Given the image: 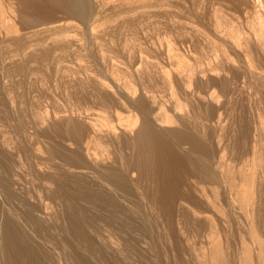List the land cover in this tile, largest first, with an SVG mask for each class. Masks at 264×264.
Instances as JSON below:
<instances>
[{"label": "rangeland", "instance_id": "rangeland-1", "mask_svg": "<svg viewBox=\"0 0 264 264\" xmlns=\"http://www.w3.org/2000/svg\"><path fill=\"white\" fill-rule=\"evenodd\" d=\"M87 1L86 2L88 4L86 3L87 4L86 7L88 9L86 8V11H85V13H87V16L84 14V16H82V18H81V17H78L74 13V10L65 11V10L61 9L62 7H58L61 5H66L67 0H0V7H1L0 8V13H1L0 14V20H1L0 21V112H1L0 113V126L3 125L2 127H0L1 128L0 129V131H1L0 132V176H1L0 177V181H1L0 184H2V186H4L5 181L2 178H4L6 180L7 177L10 178L12 176L14 179L12 177L10 178V182L11 183L13 182L10 185L11 186L10 188L12 189L13 192L16 193V196L18 197V198L16 197V199L19 200V201L17 200V202H19V203L23 202V204L31 205L33 208V214L37 218L43 217L45 222L49 221V222H46L47 223L46 227L48 224L49 225L47 228L50 227L49 228L50 230L49 229L44 230L46 232L42 231V233H41L38 231L36 232L35 227H33V225H30L29 226L30 228H29L28 226H26L21 221H17L16 223L13 224V226H12L13 238H14L15 244L19 247V251H20L19 262H20V264H41L40 260L43 256L41 247L39 245V243L41 244V241L43 243L41 245L44 248L47 247L46 250L48 252H51V254L49 253L51 260H53V259L56 260V262L58 264H73L80 247H81L80 248L81 253L83 255H85L86 257L88 256V253H92V255H94L96 253L97 256H99V258H101L100 259L101 261H99V258L96 256V254L93 256V258L89 254L88 258H89L90 262H92L91 264H97L96 263L97 261H99L98 264H105L106 262H107L106 264H130V263L131 264H141V263L142 264H185V263L186 264H196V263L197 264H201V263L202 264H264V257H263L264 256V250H263L264 248L262 249L259 246V245H261L262 247H264V244H263L264 243V231H263L264 230V210H263L264 209L263 208L264 207V198H263L264 197V150H262V149H264V141H263L264 140V131H263L264 130V100H263L264 99L263 98L264 97V88H262V86L264 87V78H263L264 77V69L261 68V66L263 67L264 65H260L261 62L259 61V59L262 60L261 58H264V57H261L264 54V52H262V51L260 52L256 47H254L255 46L254 38L249 33L245 32L247 34V36L244 37L245 33L241 32L242 36H241V34L239 36L238 34H236V32L232 33L235 30L231 31V30H233L232 28L235 29V26L238 25L237 24L238 21L243 20L244 11L242 12V10L238 11V10L230 8L227 5V3H228L227 0H226L227 1L226 3L223 0H202V1L201 0H184V1L183 0H173V1L172 0H163V1L162 0H154V1L153 0H114L112 2H111V0H109V1H107V0H99V1L98 0H96V1L92 0L93 2L91 0H87ZM98 2H99V4H98ZM165 2H167V3H165ZM210 3H212V4H210ZM113 4H115L116 7ZM136 4H137V6H136ZM189 4H190V6H189ZM224 4H226V6ZM112 6H113V9H112ZM179 7H181V8H179ZM189 7H191V8H189ZM198 7H200V10ZM201 7H203V8H201ZM111 9L113 10V14H112ZM170 9H172V10L169 11ZM229 9H231L232 11H230ZM117 10H118V12H117ZM181 10L183 13L181 12ZM166 11H168V12H166ZM187 11H188V13H187ZM227 11H228V14H227ZM236 11L240 16H242V14H243V16L240 17L238 14H236ZM2 12H3V14H2ZM155 12H156V14H155ZM223 12H226V13L224 14ZM229 12L231 14L233 13V15L235 14L233 17H235V18L237 17V19H235L236 21L235 20L232 21L234 18L232 17V15H230ZM240 12H241V14H240ZM163 13H165V14H163ZM180 13H182V14H180ZM4 14H7V15H4ZM158 14H160V15H158ZM213 14H215V15H213ZM210 15H212V16H210ZM224 15H225V17H224ZM6 16H8V17H6ZM122 16H123V18H122ZM130 16L132 17V19ZM206 16H207V18H206ZM230 16L232 17V19L230 18ZM226 17H227V19H226ZM5 19L8 20L9 22H7V21L5 22ZM224 19H226L228 21L225 22L226 20H224ZM217 20H219V21H217ZM185 21H187V23ZM221 21L224 23H222ZM121 22H123V24ZM235 22H236V25L233 26V24H235ZM6 23H8V24H6ZM159 23H160V25H159ZM166 23H168V24H166ZM227 23H229L231 25L230 26L231 30L228 31L229 33L230 32L231 33L228 34L226 32V35L224 36V34H225L224 28L226 29V31L230 29L229 24L227 25ZM12 24H13V26H12ZM148 24H149V27H151V28L148 27ZM224 24H226V25H224ZM123 25H126V26H123ZM136 25H138V26H136ZM174 25H175V28H173ZM3 26H5V28ZM158 26H159V28L161 27L159 30H158ZM182 26H183V28H182ZM163 28H165L164 29L165 31L163 30ZM181 28H182V30H181ZM147 29H148V31H146ZM172 29L173 30L176 29V30L173 31ZM134 30L136 32H134ZM205 30H207V31H205ZM110 31H111V33H110ZM180 31H182V32H180ZM188 31H189V33H188ZM197 31L199 33H197ZM123 32H125V33H123ZM191 32L195 35L193 36V34ZM126 34H129L130 36H128V35L126 36ZM148 34H149V36H147ZM234 34H235V36H233ZM184 35H186V36H184ZM229 35L233 36L232 38L235 39V41L236 40L238 41L239 39H241L239 37H244L241 39V41L244 44H246L247 46L244 45L245 47H243V45H242L243 43H241L240 40L238 42L241 44H238V42L237 43L233 42L232 41L233 39H231V37ZM236 35H237V37H236ZM102 36H103V38H102ZM202 36L204 38H202ZM226 36L228 37L229 40L227 39ZM109 37H110V39H109ZM158 37H159V39H157ZM196 37H198V38L196 39ZM207 37H209V38H207ZM247 37H249L250 39H253V40H250ZM105 38H107V39H105ZM133 38H135V39H133ZM168 38H170V39H168ZM167 40H169V41H167ZM217 40H219V41H217ZM227 40L229 42H227ZM249 40H250V42H249ZM178 41H180V42H178ZM191 41H194V42H191ZM165 42H167V43H165ZM175 42H177V43H175ZM246 42H248V44L253 42V44H251L253 46L248 45ZM132 43H134V44H132ZM229 43H230V45H229ZM139 44H140V46L138 47ZM177 44H178V46H177ZM225 44H226V46H225ZM231 44L233 47H231ZM227 45L230 46L229 47V50L231 49L230 51L228 50ZM240 45L244 48V49L242 48V50L245 52H243V51L241 52V49H238V48H241ZM180 46H182V47H180ZM177 47L179 49H177ZM234 47H236V48H234ZM198 48H200L202 51ZM248 48L250 50L252 49L251 51H253V50H257V51L251 52ZM232 49L234 51H232ZM170 51H171V53H170ZM178 51H180L181 53L179 52V54H178ZM235 51L237 54L235 53ZM246 51L251 52L252 54L253 53L255 54L258 52H259L258 55L260 53H263V54H260L259 56H257V54L252 55L249 53V55H248ZM136 52H138V53H136ZM230 52H231V54H230ZM128 53H129V55H127ZM183 54H184V57H186V58L182 57ZM223 54L225 56H223ZM246 54L248 56H245ZM139 55L141 56V58ZM196 55L197 56L200 55V56L197 57ZM229 55H231L232 57L230 58ZM174 56H175V58H174ZM252 56L254 58H251ZM134 57H136V58H134ZM158 57L160 58L159 59L160 61H157ZM162 57H163V59H162ZM227 57L230 58V59L229 58L228 59L231 62L228 59H226ZM243 57H245V58H243ZM246 57H248V58H246ZM258 57H260V58H258ZM255 58L259 62L256 61ZM183 59H184V61H183ZM204 59H205V61H204ZM216 59H218V60H216ZM170 60H171V62H170ZM188 60H190L191 62ZM235 60H237V61H235ZM181 61L184 63H182ZM239 61H242V62H239ZM158 62H160V63H158ZM164 62H166V63L164 64ZM219 62L220 63L222 62L225 65L223 66V64L222 63L220 64ZM263 62H264V60L262 61V64H263ZM191 63H193V64H191ZM198 63H200L201 65ZM256 65H259V66H256ZM210 66H212V68ZM150 67H152V68H150ZM199 67H202V68H199ZM257 67L259 70H257ZM176 68L178 70H176ZM227 68H228V70H227ZM240 68H241V70H240ZM235 69L238 71H235ZM242 69H245L247 71L242 70ZM189 70H191V71H189ZM196 70H197V72H196ZM160 71H162V72H160ZM175 72H176V74H175ZM180 73H181V75H180ZM225 73H226V75H225ZM150 74L152 76H150ZM214 74H217V75H214ZM222 74H224V75L222 76ZM229 74H231V75H229ZM235 74H236V76H235ZM247 74H249V75H247ZM168 75H170V76L168 77ZM175 75H177V76H175ZM109 76H110V78H109ZM163 76H164V78H163ZM181 76H183V77H181ZM229 76H231L232 80L230 79ZM255 76H256V78H255ZM172 77L174 80L171 79ZM184 77H185V79H184ZM254 78H255V80H254ZM186 79H187V81H185ZM209 79H211V80H209ZM215 79H217V80H215ZM111 80H113V81H111ZM163 80H164V82H163ZM184 81H185V83H184ZM212 81L213 82L215 81L214 87L212 85L213 84ZM236 81H237V83H235ZM226 82H229V83L224 85L223 83H226ZM253 82H256V83H253ZM87 83L89 86L87 85ZM161 83H162V85H161ZM179 83H180V86H179ZM221 84H223L224 87ZM231 84H232V86H231ZM250 84H251V86H250ZM91 85H94V86H91ZM107 85H108V88H107ZM209 85H210V87H209ZM187 86H188V88H187ZM191 86L193 88H191ZM207 86L209 87V89L207 88ZM255 86L256 87L258 86V87L256 88ZM259 86H260V88H259ZM229 87L231 88V90ZM100 88H102V90ZM105 88H107V89H105ZM221 88H223V90L225 91L226 94L223 92V90ZM172 89L174 90V92ZM217 89H218V91H217ZM255 89H257V90H255ZM254 90L256 91V93ZM88 91H90V92H88ZM208 91H210V92H208ZM251 91L253 92V94ZM79 92H80V94H78ZM88 93H91V94H88ZM166 93L168 95H166ZM1 94L4 96H2ZM243 94H245V95H243ZM210 95H212V96H210ZM177 96H178V98H177ZM234 96H236L237 98ZM79 97H80V99H79ZM247 97H249V98H247ZM98 98L100 100H98ZM137 98L143 100V101L142 100L141 101L144 102L143 104H145V106H146V107H144L145 110L142 109L144 111H142L140 108H138V105H136L137 102L139 101V99H137ZM255 99H257V102H255ZM134 100H136V102ZM243 100H245V101H243ZM250 100H252V101H250ZM128 101H130L131 104ZM132 101H134L136 104ZM8 103H9V105H8ZM256 103L258 104V106ZM135 105L137 106V108H135L136 107ZM175 105H176V107H175ZM132 106H133V109L135 108V111L133 109H131ZM242 106H244V108ZM106 107H107V110H105ZM163 107H165V108H163ZM256 107L258 108V110H256L257 109ZM121 108H123V109H121ZM76 109H78V110H76ZM165 109H166V111H165ZM174 109L175 110L177 109L176 110L177 113L175 112ZM251 109H253V110L255 109V110L253 111ZM83 110H85V111H83ZM129 110H131V112ZM138 110L139 111L141 110V112H143V113L144 112H147V113L143 114V113L139 112ZM137 111H138L139 115L137 114ZM128 112L131 113L132 117L129 116L130 114ZM161 112H162V114H161ZM105 113H106V115H105ZM149 114H150V116H149ZM11 115H12V117H11ZM133 115L135 117H133ZM136 115H138V116H136ZM140 115H141V117L148 115L146 117H148L149 120L151 119L152 122H150L148 119L147 120L152 124V127H153L152 129H156L157 131L160 130L159 132H156L155 130H153L155 133L154 132L152 133V129H151V132L146 136V139L149 138L150 140L145 139L146 141L149 140V142L152 141V146L150 145L151 148L149 146L150 152L148 153L150 155L151 159H146L147 155H146V157L144 155V154H146V152L144 150V149H146V147H144L143 138H141V136H136L137 131L140 128H142V125H143V121H139L141 119ZM117 116H118V118H117ZM125 116L127 118L130 117L131 120H129L130 118L127 119ZM90 117H92V118H90ZM137 117L139 118V120ZM93 118H95V119H93ZM175 118L177 121H175ZM133 119H135L136 121L138 120V121L134 123L135 120L132 122ZM98 120H99V122H98ZM103 120L105 123L101 122ZM155 120H156V122H155ZM165 120H167L166 123H164ZM37 121H38V123H37ZM40 121H41V123H39ZM88 121H90V122H88ZM91 121H94V122H91ZM261 121H263V122L261 123ZM9 122H10V124H9ZM174 122H175V124H174ZM15 124L18 126H16ZM121 124H123V125H121ZM164 124L165 125L167 124V125L165 126ZM172 124H173V126H172ZM97 125H98V127H97ZM23 126H24V128H23ZM175 126H176V128H175ZM262 126H263V128H262ZM5 128L6 129L8 128V130H6ZM21 129L22 130L24 129V130L22 131ZM250 129H251V131H250ZM111 130H113V131H111ZM177 130H178V132H177ZM24 131L27 133H25ZM167 131H169V133ZM173 131L177 132V133H173ZM160 132H161V134H160ZM179 132L181 134H179ZM183 133L185 135H183ZM242 133H243V135H240ZM95 134H97V135H95ZM154 134H156L157 136ZM159 135H162V137H164L166 140H168L167 142H169V144L167 142L164 143L166 140L162 139V137H161V139H158V138H160ZM177 135H180V136H177ZM182 135L184 137L187 136L188 140H185L183 138H175L176 136L177 137H183ZM93 136H94V138H93ZM173 136L175 139L173 138ZM215 137L218 140L215 139ZM97 138H98V140H97ZM170 138H172L174 140H172ZM260 138H261V140H260ZM178 139H179V141H178ZM194 139L197 140V141H195L196 143L191 141ZM198 139H199V141H198ZM163 140H165V141L163 142V144H161ZM169 140H171V141H169ZM181 140H182V143L180 144L179 142H181ZM230 140H231V142H230ZM42 141H44V142L42 143ZM156 141L158 142L157 144L155 143ZM172 141H175V142H172ZM176 141L178 144H176ZM183 141H184V143H183ZM187 141H188V143H187ZM205 141H207V142H205ZM232 142H234L235 145ZM248 142H250V143H248ZM10 143H11V145H10ZM35 143L37 144V147H36ZM159 143L161 146L158 145ZM174 143L176 144V146ZM192 143L194 144V146L196 145V148L192 145ZM197 143H198L199 147L201 146L200 148L197 147ZM228 143H229V145H228ZM95 144H97V145H95ZM149 144H151V143H149ZM165 144H166L168 150L166 149ZM172 144H174V145H172ZM200 144H202L203 146ZM204 144L206 146H204ZM211 144H213V145L211 146ZM6 145H8V146H6ZM87 145H89V146H87ZM177 145H179L180 148ZM188 145H190V146H188ZM41 146H43V147H41ZM84 146L85 147L87 146V147L85 148ZM253 146H254V148H253ZM35 147L37 149H35ZM101 147H103V148H101ZM154 147H155V149H154ZM187 147L188 148L190 147L189 150ZM191 147H193V148H191ZM202 147L204 149V152L208 149L209 151L208 150L207 151L209 153L207 151H206V153H204ZM212 147H213V149H212ZM241 147H243V148H241ZM162 148H164V149H162ZM151 149H152V153H151ZM243 149L245 150L244 152H243ZM153 150H155V151H153ZM166 150H167V152H165ZM187 150H188V152H187ZM226 150H228V151H226ZM86 151H88V152H86ZM158 151H159V153H158ZM169 151L171 153H169ZM190 151L192 152L191 154L189 153ZM36 152H37V154H36ZM45 152H46V154H45ZM51 152H52V154H51ZM153 152H154V154H153ZM200 152H201V154H200ZM213 152H215V153H213ZM86 153H88V154H86ZM161 153H163V155ZM172 153H174V154H172ZM179 153H181L182 155ZM159 154H161L164 158ZM164 154H166V156H168V157L170 156V157L168 158ZM226 154H227V156H226ZM35 155L37 157H35ZM174 155L175 156L178 155V156L174 157ZM187 155H188V157L192 156V158L191 157L188 158ZM158 156L160 158L162 157V159L158 158ZM171 156H173L174 158ZM179 156L182 158H180ZM95 157H96V159H95ZM153 158L155 160H157V162L154 161ZM166 158H168L169 160ZM170 158H171V161H170ZM164 159L167 160L168 162L165 161ZM180 159H183V160H180ZM185 159L188 161L187 163H186ZM191 159L194 160V161L192 160V163L190 161ZM66 160H68L70 162V164ZM151 160H153L154 162H152ZM82 161L85 163H83ZM146 161H147V163H146ZM160 161H162V162H160ZM181 161H182V164L184 162L183 166L181 164ZM198 161L201 165L198 163ZM171 162H173V163H171ZM176 162H179V163H176ZM193 162H196V163L193 164ZM227 162H229V163H227ZM94 163H95V165H94ZM158 163H161L162 165H160ZM164 163H165L167 169L163 168V167H165ZM168 163H169V166H167ZM185 163L187 166L185 165ZM188 163H190V166L199 164L198 166H201V168L199 167V169H198V168H196V166L194 168H196V170L197 169L200 170V172L199 171L196 172V170L193 169L192 166L190 167ZM106 164H108V165H106ZM205 164H207V165H205ZM232 164H233V166H232ZM236 164H237V166H236ZM50 165H52V166H50ZM58 165H59V167H58ZM84 165H86V166H84ZM91 165H92V167H91ZM150 165H152V166L150 167ZM158 165H160V166H158ZM8 166H10V167H8ZM32 166L35 168H33ZM55 166H56V168H55ZM180 166H181V168H180ZM206 166H208V167H206ZM203 167L206 168L205 170L208 169L207 172L209 174H206V173L203 174V171L206 172ZM254 167H255V169H254ZM9 168H11V169H9ZM12 168L14 171L16 170L15 173L13 172ZM30 168L32 171L30 170ZM81 168H82V170H79ZM105 168H107V170H105ZM236 169H238V170H236ZM201 170H202V172H201ZM6 172H7V174H6ZM66 172H69V173H66ZM70 172L72 174L74 173L73 176L70 174ZM108 172H110V173L112 172V173L110 174ZM23 173H25V175ZM62 173L68 175L67 176V179L69 181L68 186H69V184L72 186V187L71 186L69 187L70 191L67 189L69 191V192L67 191L69 194H72V193L75 194L77 192L74 189L75 188L74 183L76 182V181L74 182V180L79 179V180H77V182L81 181L80 183L84 184L86 186V188L90 187L91 190L94 189L93 191H95V193H98V192L102 193V194L105 193L103 195L107 194L106 196L109 195L112 198L114 197L113 200L116 202L115 204L119 203V204H117L119 206L116 205V208L120 207L122 209L121 210L120 208L119 209L115 208L114 211H116V212L111 213L110 210H106V211H105V209L103 210V208L100 206V204L96 201H95V203H97V206L95 207L96 204L94 202L90 203L89 201L77 200V206H80V208H82V210L84 211L83 212L84 215L86 213V215L84 216L85 217L84 218V220H85L84 221V231L86 233L89 230L90 232H87V233L88 234L91 233L90 235L93 234L92 235L93 237L88 236V234H86L90 239H92L91 240L92 243L94 242L93 244L95 246H94L93 252H88V250H87L88 247L86 246L87 244H85V242H83V244L81 242H77V239L75 238V236L72 235V231H70L71 230V226H70L71 222L69 219H67V212L71 209L70 207L73 206V201L69 200V199H65L66 200L65 201V200H63L64 198L63 199L61 198L59 200L60 197L58 196L59 194L57 192V188H55V187H57V181H58V177L56 179V176H58V174H62ZM107 173H108V175L110 174L111 176L113 174L112 177L111 176H109V177L113 178V180L115 181L116 184L114 183V181L111 178L108 177ZM2 174L7 175V176H4ZM41 174H42V176H41ZM51 174H52L53 178L51 177ZM55 174H57V175H55ZM157 174H159V175L157 176ZM164 174H165V176H164ZM189 174H191V175L189 176ZM215 174H217V175H215ZM45 175L47 176V178H44V177H46ZM78 175H79V177H81V176L82 177L79 178ZM134 175L137 177H134ZM224 175H225V177H224ZM186 176H188L189 178L188 177L186 178ZM49 177H51L52 180H50L51 178L49 179ZM73 177H76V178H73ZM146 177H147V179H146ZM219 177H220V179H219ZM25 178H27V179H25ZM42 178H43V180H42ZM119 178H121V179H119ZM162 178H163V181H162ZM11 179H13V181H11ZM81 179H83V180H81ZM103 179H104V181H103ZM106 179H109V180H106ZM259 179H260V181H259ZM105 180L107 182L110 181L111 184H110V182L109 183L105 182ZM118 180H122L123 182L122 181L119 182ZM124 181H125V183H124ZM231 181H232V183H231ZM40 182H42V183H40ZM130 182H134V183L130 184ZM173 182H174V184H171ZM245 182H246V185H245ZM87 183L90 186H87ZM155 183L158 186L159 185H161V186L158 187ZM176 183H177V185H176ZM38 184H40L41 186L38 187L39 186ZM153 184H155V185H153ZM258 184H259V186H258ZM22 185H24V186H22ZM122 185L125 186V188L122 187ZM178 185H180V186H178ZM198 185H200V186H198ZM208 185H209V187H208ZM12 186H14V187H12ZM46 186H48V187H46ZM8 187H9V185H8ZM53 187H54V189H53ZM197 187L199 189L200 188L201 189L197 190L198 189ZM205 187H207V189ZM213 187H214V189H213ZM31 188L33 190H30ZM170 188L171 189L173 188V189L171 190ZM185 188L187 190H185ZM97 189L98 190L100 189V191H98ZM110 189H112V190H110ZM241 189L243 191H241ZM174 190L178 191V192H175ZM194 191L195 192L197 191V192L195 193ZM239 191H241V192H239ZM113 192H115V193L113 194ZM143 192L144 193L146 192L145 195ZM187 192L189 194H187ZM117 193H119V194H117ZM160 193H161V195L162 194L163 195L160 196ZM194 193H195V195H194ZM17 194H19V195H17ZM46 194H48V195L46 196ZM220 194H221V196H220ZM250 194H252L251 198H250ZM7 195H10L9 191L6 189L4 192L3 188L0 187V219H3L5 217V216H2V214L4 213L3 212L4 207L6 210L5 212H9V210L11 211L14 208L16 209V207H17V202L14 200H13L14 201L13 203H15V204H13V203H10V205L8 204L9 202L6 199ZM33 195L36 197H34ZM164 195H166V196H164ZM236 195H237V197H236ZM247 196H248V198H247ZM55 197H57V198H55ZM171 197H173V198H171ZM187 197L188 198L191 197V198L188 199ZM212 197H213V199H212ZM220 197H222V198H220ZM28 198L30 199V201ZM197 198H199V200ZM35 199H36V201H35ZM184 199H185V201H184ZM193 199L195 201H192ZM163 200H164V202H163ZM189 200H190V202H189ZM210 200H211V202H209ZM170 201H171V203H170ZM6 202H8V203H6ZM62 202H63V204H62ZM69 203H70V205H69ZM131 203H133V204H131ZM198 203H199V205H198ZM85 204H86V207H84ZM89 204H91L92 206ZM258 204H259V207H257ZM15 205H16V207H15ZM41 205H42V207H41ZM123 205H125V206H123ZM171 205L175 206V208ZM200 205H201L202 209H201ZM19 206H20V204H19ZM37 206H39V207L37 208ZM60 206H62V207H60ZM68 207H69V209H67ZM99 207H101V209ZM140 207H142V208H140ZM8 208H10V209H8ZM49 208H50V210H49ZM43 209L45 210V212H43L44 211ZM157 209L160 211H158ZM101 210H102V213H100ZM164 210L168 211V212L171 211V212L166 213ZM261 210L263 211L262 213H260ZM107 211H108V213H107ZM119 211H121V212H119ZM129 211H130V213H129ZM211 211H213V212H211ZM157 212H159V213H157ZM238 212H240V213H238ZM94 213H96L98 215H96ZM121 213H123V214H121ZM181 213H182V215H181ZM229 213L230 214L232 213L231 214L232 216L229 215ZM65 214H66V216H65ZM141 214L144 216H141ZM163 214H164V216H163ZM194 214H195V217H194ZM105 215L107 218L109 215V218L108 219L105 218ZM110 216H111V218H110ZM169 217H170V219H169ZM237 217H239V218H237ZM236 218H237V220H236ZM111 219L115 220V222L113 220L111 221ZM176 219L179 221H177ZM183 219H184V221H183ZM157 220L159 221V223ZM224 220L227 222H225ZM86 221H87V223H86ZM91 221L93 224L91 223ZM117 221H118V224L116 223ZM119 221H124V223L119 222ZM88 222H90V223H88ZM95 223H98L99 225L97 224V226H96ZM190 223H191V225H190ZM87 224L88 225L90 224L89 226H91V224H92V225H95L96 227L91 226L92 228L89 229V227H87L88 226ZM123 224H124V226H123ZM129 225L133 229L132 228H130L131 230L128 229L130 227ZM237 225H240V226H237ZM243 226H245V227H243ZM31 227H33V230ZM192 227H194V228H192ZM223 227H225V228H223ZM94 228H96L97 230ZM171 228H172V231L170 230ZM118 229L121 232H119ZM186 229L188 231H186ZM194 229H197V230H194ZM214 229L215 230L218 229V230L214 231ZM0 231H1V226H0ZM48 231H50V232H48ZM92 231H94V233ZM34 232H36V234H39V235L36 236V234ZM47 232H48L49 236L46 234ZM113 232H114V234H112ZM128 232H131V233L129 234ZM168 232H170V233H168ZM194 233H196V234H194ZM43 234H44V237L42 236ZM45 234L47 235V237L45 236ZM156 235H158V236H156ZM192 235L195 237H193ZM38 236H40V237L42 236L41 237L42 239H39L40 237L38 238ZM233 236H235V237H233ZM209 237H211V238H209ZM241 237L243 238V241H242ZM197 238H198V240H197ZM221 238H222V240L220 241ZM253 238H254V240H253ZM99 239H102L103 241H100ZM39 240H40V242H39ZM193 240L194 241L196 240L195 241L196 243ZM44 241L47 243H45ZM120 241H122V242H120ZM141 241H142V243H141ZM174 241L175 242L177 241V242L174 244L173 243ZM251 241H253V242H251ZM100 242L102 244H99ZM104 242H105V244H103ZM184 242H187V243H184ZM77 243L79 246L77 245ZM182 243H184V244H182ZM237 243H238V245H237ZM1 244H2V242L0 241V264H7V262L4 261V255H3V252L1 250L3 247ZM97 244H99V245H97ZM234 244H236V245H234ZM100 245H101V250H100ZM111 245H114L113 247L116 249L111 247ZM125 245H127V246H125ZM135 245H137V246H135ZM141 245H142V248H141ZM241 245H243V246H241ZM98 246H99V248H98ZM102 247L105 248V250H106L105 252H104V248H102ZM122 247H125V248H122ZM156 247H158V248H156ZM230 247H231V249H230ZM76 248H78L77 249L78 251L76 250ZM110 248H111V250H110ZM225 248L227 249V251ZM258 248H259V251H258ZM48 249H50V250H48ZM147 249H149V250H147ZM153 249L156 252L153 251ZM162 249H164V250H162ZM180 249H181V251H179ZM211 249H212V251H211ZM246 249L249 252H247ZM102 250H103V253L101 254ZM117 250H118V252H117ZM204 250H206L205 253H204ZM80 251H79V253H80ZM107 251H109L110 253L113 251L115 253V255L110 254L109 252L107 253ZM182 251H183V253H182ZM209 251H211V252H209ZM257 251H258V253H257ZM74 252H75V254H74ZM83 252L86 254H84ZM212 252L215 254L213 255ZM242 252L243 253L246 252L247 255L243 254ZM116 253H117V255H120V254L125 255L124 256L125 261L123 260L122 255L117 257ZM206 253L209 256V259H206V257H207ZM259 253L261 256L259 255ZM202 254L203 255L205 254L206 257L203 256ZM249 254H250V256H249ZM58 255H60V256H58ZM135 256H137L136 259H135ZM253 256L256 258H254ZM96 257L98 258V260L96 259ZM245 257H247V258H245ZM249 257L251 258V260L249 259ZM259 257L261 259H259ZM56 258H58V259H56ZM102 258H103V261H102ZM141 258H143V259H141ZM211 258L212 259L217 258L216 260L214 259L216 261V263ZM234 258H236V259H234ZM243 259H245V261H246L245 263H244ZM254 259H255V261L256 260L257 261L256 262L253 261ZM104 260H106V261H104ZM229 260H231V261H229ZM119 261H121L122 263L121 262L119 263ZM249 261L250 262L252 261V262L250 263ZM257 262H259V263H257ZM14 264H18V262H16V263L14 262Z\"/></svg>", "mask_w": 264, "mask_h": 264}, {"label": "bare ground", "instance_id": "bare-ground-1", "mask_svg": "<svg viewBox=\"0 0 264 264\" xmlns=\"http://www.w3.org/2000/svg\"><path fill=\"white\" fill-rule=\"evenodd\" d=\"M87 1V0H86ZM85 0H67V2H66V5H61V6H58V7H62L61 9L62 10H65V11H71V10H74V13L78 16V17H81L82 18V16H84V14L87 16V13H85V11H86V6H87V2H86ZM92 1V0H91ZM96 1V0H95ZM99 1V0H98ZM107 1H109V0H107ZM112 1H114V0H111V2ZM154 1V0H153ZM163 1V0H162ZM173 1V0H172ZM184 1V0H183ZM202 1V0H201ZM223 1H225V3L228 1V3H227V5L230 7V8H232V9H235V10H242V12L244 11V17H243V20H241V21H238L237 22V26H235V29L234 28H232L233 30H231V28H230V24L229 23H227V25L229 24V30H227L226 31V29L224 28V30H225V34H224V36L226 35V32L228 33V34H230L228 31H234V32H232V33H235L236 32V34H238L239 36H240V34H241V36H242V33H245V32H247V33H249L253 38H254V44H255V46L254 47H256L260 52L262 51V52H264V0H223ZM93 2V1H92ZM104 2V1H103ZM110 2V3H111ZM129 2V1H128ZM147 2V1H146ZM178 2V1H177ZM186 2V1H185ZM200 2V1H199ZM212 2V1H211ZM214 2V1H213ZM87 3V4H86ZM106 3V2H105ZM109 3V2H108ZM107 3V4H108ZM139 3V2H138ZM142 3V2H141ZM153 3V2H152ZM157 3V2H156ZM162 3V2H161ZM165 3H167V2H165ZM216 3V2H215ZM98 4H99V2H98ZM127 4V3H126ZM144 4V3H143ZM205 4V3H204ZM210 4H212V3H210ZM217 4V3H216ZM220 4V3H219ZM111 5V4H110ZM113 5H115V4H113ZM125 5V4H124ZM141 5V4H140ZM170 5V4H169ZM177 5V4H176ZM192 5V4H191ZM198 5V4H197ZM214 5V4H213ZM222 5V4H221ZM225 6H226V4H224ZM104 6V5H103ZM107 6V5H106ZM118 6V5H117ZM131 6V5H130ZM129 6V7H130ZM134 6V5H133ZM136 6H137V4H136ZM147 6V5H146ZM158 6V5H157ZM185 6V5H184ZM189 6H190V4H189ZM194 6V5H193ZM89 7V6H88ZM93 7V6H92ZM109 7V6H108ZM115 7H116V5H115ZM126 7V6H125ZM142 7V6H141ZM204 7V6H203ZM203 7H201V8H203ZM217 7V6H216ZM222 7V6H221ZM1 8V7H0ZM3 8V7H2ZM90 8V7H89ZM122 8V7H121ZM132 8V7H131ZM151 8V7H150ZM179 8H181V7H179ZM189 8H191V7H189ZM188 8V9H189ZM199 8V10H200V7H198ZM211 8V7H210ZM88 9V8H87ZM100 9V8H99ZM112 9H113V6H112ZM111 9V10H112ZM126 9V8H125ZM148 9V8H147ZM153 9V8H152ZM167 9V8H166ZM178 9V8H177ZM208 9V8H207ZM5 10V9H4ZM101 10V9H100ZM99 10V11H100ZM108 10V9H107ZM141 10V9H140ZM162 10V9H161ZM172 9H170L169 11H171ZM186 10V9H185ZM192 10V9H191ZM194 10V9H193ZM210 10V9H209ZM216 10V9H215ZM230 11H232L231 9H229ZM228 10V11H229ZM3 11V10H2ZM104 11V10H103ZM163 11V10H162ZM165 11V10H164ZM228 11H227V14H228ZM234 11V10H233ZM101 12V11H100ZM117 12H118V10H117ZM126 12V11H125ZM135 12V11H134ZM140 12V11H139ZM166 12H168V11H166ZM180 12V11H179ZM181 12H182V10H181ZM190 12V11H189ZM222 12V11H221ZM95 13V12H94ZM122 13V12H121ZM127 13V12H126ZM141 13V12H140ZM143 13V12H142ZM159 13V12H158ZM175 13V12H174ZM183 13V12H182ZM182 13H180V14H182ZM187 13H188V11H187ZM212 13V12H211ZM215 13V12H214ZM224 14L226 13V12H223ZM230 13V12H229ZM235 13V12H234ZM1 14V13H0ZM2 14H3V12H2ZM98 14V13H97ZM112 14H113V10H112ZM132 14V13H131ZM155 14H156V12H155ZM163 14H165V13H163ZM167 14V13H166ZM173 14V13H172ZM185 14V13H184ZM196 14V13H195ZM219 14V13H218ZM236 14H238L237 13V11H236ZM240 14H241V12H240ZM243 14H242V16H243ZM4 15H7V14H4ZM95 15V14H94ZM158 15H160V14H158ZM162 15V14H161ZM190 15V14H189ZM201 15V14H200ZM213 15H215V14H213ZM222 15V14H221ZM220 15V16H221ZM230 15H232V17L235 15H233V13L231 14L230 13ZM239 15V14H238ZM89 16V15H88ZM97 16V15H96ZM129 16V15H128ZM127 16V17H128ZM135 16V15H134ZM133 16V17H134ZM168 16V15H167ZM166 16V17H167ZM193 16V15H192ZM191 16V17H192ZM196 16V15H195ZM210 16H212V15H210ZM229 16V15H228ZM237 16V15H236ZM240 16V15H239ZM242 16H240V17H242ZM3 17V16H2ZM6 17H8V16H6ZM115 17V16H114ZM119 17V16H118ZM125 17V16H124ZM131 17V16H130ZM136 17V16H135ZM156 17V16H155ZM190 17V16H189ZM199 17V16H198ZM209 17V16H208ZM222 17V16H221ZM224 17H225V15H224ZM223 17V18H224ZM232 17L230 16V18L232 19ZM87 18V17H86ZM120 18V17H119ZM122 18H123V16H122ZM137 18V17H136ZM186 18V17H185ZM194 18V17H193ZM206 18H207V16H206ZM212 18V17H211ZM234 19L232 20V21H234L235 19H237V17L235 18V17H233ZM7 19V18H6ZM5 19V22L7 21V22H9L8 20H6ZM131 19H132V17H131ZM144 19V18H143ZM147 19V18H146ZM155 19V18H154ZM181 19V18H180ZM183 19V18H182ZM192 19V18H191ZM210 19V18H209ZM226 19H227V17H226ZM226 19H224V20H226ZM229 19V18H228ZM125 20V19H124ZM150 20V19H149ZM158 20V19H157ZM160 20V19H159ZM195 20V19H194ZM199 20V19H198ZM206 20V19H205ZM223 20V19H222ZM1 21V20H0ZM133 21V20H132ZM142 21V20H141ZM196 21V20H195ZM201 21V20H200ZM199 21V22H200ZM217 21H219V20H217ZM228 20H226L225 22H227ZM236 21V20H235ZM4 22V23H5ZM127 22V21H126ZM144 22V21H143ZM186 23H187V21H185ZM189 22V21H188ZM197 22V21H196ZM213 22V21H212ZM222 22V21H221ZM231 22V21H230ZM13 23V22H12ZM84 23V22H83ZM122 24H123V22H121ZM154 23V22H153ZM157 23V22H156ZM163 23V22H162ZM193 23V22H192ZM210 23V22H209ZM218 23V22H217ZM222 23H224V22H222ZM6 24H8V23H6ZM14 24V23H13ZM13 24H12V26H13ZM86 24V23H85ZM120 24V23H119ZM127 24V23H126ZM129 24V23H128ZM136 24V23H135ZM139 24V23H138ZM144 24V23H143ZM152 24V23H151ZM155 24V23H154ZM166 24H168V23H166ZM189 24V23H188ZM195 24V23H194ZM201 24V23H200ZM203 24V23H202ZM221 24V23H220ZM5 25V24H4ZM10 25V24H9ZM8 25V26H9ZM159 25H160V23H159ZM170 25V24H169ZM181 25V24H180ZM205 25V24H204ZM208 25V24H207ZM224 25H226V24H224ZM234 25H236V22H235V24H233V26ZM11 26V27H12ZM121 26V25H120ZM123 26H126V25H123ZM129 26V25H128ZM136 26H138V25H136ZM153 26V25H152ZM157 26V25H156ZM165 26V25H164ZM168 26V25H167ZM192 26V25H191ZM195 26V25H194ZM202 26V25H201ZM223 26V25H222ZM4 28H5V26H3ZM84 27V26H83ZM82 27V28H83ZM143 27V26H142ZM148 27H149V24H148ZM154 27V26H153ZM187 27V26H186ZM189 27V26H188ZM219 27V26H218ZM226 27V26H225ZM9 28V27H8ZM122 28V27H121ZM132 28V27H131ZM136 28V27H135ZM144 28V27H143ZM149 28H151V27H149ZM156 28V27H155ZM161 28V27H160ZM159 28V26H158V30L160 29ZM173 28H175V25H174V27ZM182 28H183V26H182ZM182 28H181V30H182ZM191 28V27H190ZM209 28V27H208ZM207 28V29H208ZM15 29V28H14ZM120 29V28H119ZM128 29V28H127ZM130 29V28H129ZM141 29V28H140ZM165 28H163V30H164ZM185 29V28H184ZM183 29V30H184ZM198 29V28H197ZM205 29V28H204ZM210 29V28H209ZM219 29V28H218ZM122 30V29H121ZM124 30V29H123ZM144 30V29H143ZM162 30V31H163ZM173 30V29H172ZM174 30H176V29H174ZM173 30V31H174ZM188 30V29H187ZM191 30V29H190ZM194 30V29H193ZM192 30V31H193ZM213 30V29H212ZM3 31V30H2ZM91 31V30H90ZM127 31V30H126ZM146 31H148V29L146 30ZM165 31V30H164ZM195 31V30H194ZM200 31V30H199ZM202 31V30H201ZM205 31H207V30H205ZM120 32V31H119ZM132 32V31H131ZM134 32H136L135 30H134ZM144 32V31H143ZM150 32V31H149ZM160 32V31H159ZM171 32V31H170ZM180 32H182V31H180ZM218 32V31H217ZM240 32V33H239ZM242 32V33H241ZM92 33V32H91ZM110 33H111V31H110ZM123 33H125V32H123ZM130 33V32H129ZM138 33V32H137ZM152 33V32H151ZM187 33V32H186ZM188 33H189V31H188ZM187 33V34H188ZM192 33V32H191ZM196 33V32H195ZM197 33H199L198 31H197ZM6 34V33H5ZM114 34V33H113ZM118 34V33H117ZM122 34V33H121ZM132 34V33H131ZM135 34V33H134ZM146 34V33H145ZM160 34V33H159ZM182 34V33H181ZM185 34V33H184ZM193 34V33H192ZM220 34V33H219ZM227 34V35H228ZM246 34V33H245ZM244 34V37L245 36H247V34L245 35ZM112 35V34H111ZM123 35V34H122ZM130 36L129 34H126V36ZM142 35V34H141ZM156 35V34H155ZM174 35V34H173ZM179 35V34H178ZM191 35V34H190ZM195 34H193V36H194ZM203 35V34H202ZM210 35V34H209ZM214 35V34H213ZM105 36V35H104ZM110 36V35H109ZM135 36V35H134ZM143 36V35H142ZM147 36H149V34L147 35ZM157 36V35H156ZM163 36V35H162ZM166 36V35H165ZM170 36V35H169ZM168 36V37H169ZM175 36V35H174ZM184 36H186V35H184ZM219 36V35H218ZM223 36V35H222ZM223 36V37H224ZM230 36V35H229ZM233 36H235V34L233 35ZM233 36H230L231 37V39H233L232 37ZM249 36V35H248ZM32 37V36H31ZM155 37V36H154ZM190 37V36H189ZM188 37V38H189ZM199 37V36H198ZM198 37H196V39L198 38ZM222 37V38H223ZM227 37V36H226ZM225 37V38H226ZM236 37H237V35H236ZM235 37V38H236ZM244 37H239V38H244ZM102 38H103V36H102ZM113 38V37H112ZM156 38V37H155ZM173 38V37H172ZM184 38V37H183ZM202 38H204L203 36H202ZM201 38V39H202ZM207 38H209V37H207ZM215 38V37H214ZM213 38V39H214ZM224 38V39H225ZM247 38H249V37H247ZM95 39V38H94ZM105 39H107V38H105ZM109 39H110V37H109ZM108 39V40H109ZM123 39V38H122ZM130 39V38H129ZM133 39H135V38H133ZM157 39H159V37L157 38ZM167 39V38H166ZM168 39H170V38H168ZM177 39V38H176ZM186 39V38H185ZM190 39V38H189ZM200 39V40H201ZM218 39V38H217ZM227 39H228V37H227ZM230 39V40H231ZM238 39V38H237ZM241 39H239L240 41H241ZM250 39V38H249ZM117 40V39H116ZM137 40V39H136ZM192 40V39H191ZM208 40V39H207ZM211 40V39H210ZM229 40V39H228ZM227 40V42H229ZM238 40V41H239ZM245 40V39H244ZM243 40V41H244ZM247 40V39H246ZM250 40H253V39H250ZM250 40H249V42H250ZM115 41V40H114ZM167 41H169V40H167ZM181 41V40H180ZM180 41H178V42H180ZM190 41V40H189ZM188 41V42H189ZM206 41V40H205ZM204 41V42H205ZM214 41V40H213ZM217 41H219V40H217ZM233 42H235V43H237L238 41L236 40L235 41V39H233L232 40ZM248 41V40H247ZM95 42V41H94ZM97 42V41H96ZM118 42V41H117ZM159 42V41H158ZM191 42H194V41H191ZM212 42V41H211ZM224 42V41H223ZM245 42V41H244ZM104 43V42H103ZM128 43V42H127ZM130 43V42H129ZM165 43H167V42H165ZM175 43H177V42H175ZM198 43V42H197ZM208 43V42H207ZM213 43V42H212ZM226 43V42H225ZM231 43V42H230ZM230 43H229V45H230ZM241 43H243L242 41H241ZM241 43H239L238 42V44H241ZM247 44H248V42H246ZM122 44V43H121ZM132 44H134V43H132ZM182 44V43H181ZM201 44V43H200ZM251 44H253V42H251V43H249L248 45H250V46H253V45H251ZM130 45V44H129ZM175 45V44H174ZM184 45V44H183ZM189 45V44H188ZM192 45V44H191ZM190 45V46H191ZM194 45V44H193ZM204 45V44H203ZM208 45V44H207ZM213 45V44H212ZM216 45V44H215ZM224 45V44H223ZM243 45V47H245L244 45H246V44H242ZM125 46V45H124ZM127 46V45H126ZM133 46V45H132ZM140 46V44L138 45V47ZM168 46V45H167ZM177 46H178V44H177ZM225 46H226V44H225ZM239 46V45H238ZM241 46V45H240ZM247 46V45H246ZM175 47V46H174ZM180 47H182V46H180ZM227 47H228V50H229V47L230 46H228L227 45ZM231 47H233L232 46V44H231ZM242 46H241V48H238V49H241V52L243 51L242 50V48H243ZM253 47V48H254ZM127 48V47H126ZM134 48V47H133ZM141 48V47H140ZM169 48V47H168ZM202 48V47H201ZM213 48V47H212ZM216 48V47H215ZM234 48H236V47H234ZM233 48V49H234ZM247 48V47H246ZM252 48V47H251ZM255 48V49H256ZM131 49V48H130ZM135 49V48H134ZM176 49V48H175ZM177 49H179L178 47H177ZM184 49V48H183ZM182 49V50H183ZM198 49H200V48H198ZM219 49V48H218ZM217 49V50H218ZM227 49V48H226ZM225 49V50H226ZM232 49V51H234ZM244 49V48H243ZM249 49V48H248ZM188 50V49H187ZM201 50V49H200ZM211 50V49H210ZM224 50V49H223ZM227 50V51H228ZM231 50V49H230ZM229 50V51H230ZM250 50V49H249ZM248 50V51H249ZM252 50V49H251ZM250 50V51H251ZM136 51V50H135ZM142 51V50H141ZM173 51V50H172ZM186 51V50H185ZM189 51V50H188ZM198 51V50H197ZM202 51V50H201ZM228 51V52H229ZM237 51V50H236ZM236 51H235V53H236ZM253 51H257V50H253ZM253 51H251V52H253ZM124 52V51H123ZM128 52V51H127ZM130 52V51H129ZM167 52V51H166ZM179 52L180 51H178V54H179ZM187 52V51H186ZM192 52V51H191ZM227 52V53H228ZM243 52H245V51H243ZM247 52V51H246ZM251 52H247V54L249 55V53L250 54H252ZM120 53V52H119ZM136 53H138V52H136ZM170 53H171V51H170ZM181 53V52H180ZM185 53V52H184ZM199 53V52H198ZM207 53V52H206ZM210 53V52H209ZM215 53V52H214ZM218 53V52H217ZM240 53V52H239ZM259 53V52H258ZM258 53H255V54H257V56H259L260 54H263V53H260L259 55H258ZM169 54V53H168ZM190 54V53H189ZM192 54V53H191ZM196 54V53H195ZM208 54V53H207ZM229 54V53H228ZM230 54H231V52H230ZM233 54V53H232ZM237 54V53H236ZM245 55V56H248V55ZM254 54V53H253ZM252 54V55H253ZM254 54V55H255ZM119 55V54H118ZM127 55H129V53L127 54ZM142 55V54H141ZM164 55V54H163ZM170 55V54H169ZM181 55V54H180ZM203 55V54H202ZM201 55V56H202ZM219 55V54H218ZM240 55V54H239ZM264 55V54H263ZM261 56V57H264V56ZM123 56V55H122ZM138 56V55H137ZM140 56V55H139ZM165 56V55H164ZM176 56V55H175ZM175 56H174V58H175ZM197 56V55H196ZM198 56H200V55H198ZM197 56V57H198ZM206 56V55H205ZM221 56V55H220ZM223 56H225L224 54H223ZM238 56V55H237ZM236 56V57H237ZM133 57V56H132ZM177 57V56H176ZM182 57H184V54H183V56ZM204 57V56H203ZM229 57L231 58L232 56L231 55H229ZM229 57H227L226 59H228ZM110 58V57H109ZM134 58H136V57H134ZM140 58H141V56H140ZM169 58V57H168ZM184 58H186V57H184ZM189 58V57H188ZM218 58V57H217ZM229 58V59H230ZM243 58H245V57H243ZM246 58H248V57H246ZM250 58V57H249ZM251 58H254L253 56L251 57ZM258 58H260V57H258ZM160 58L158 57V60L157 61H160L159 60ZM162 59H163V57H162ZM161 59V60H162ZM172 59V58H171ZM214 59V58H213ZM228 59V60H229ZM256 59V58H255ZM262 60H260L259 59V61L261 62V64L260 65H264V62H263V64H262V61L264 60V58H261ZM177 60V59H176ZM202 60V59H201ZM216 60H218V59H216ZM220 60V59H219ZM240 60V59H239ZM242 60V59H241ZM245 60V59H244ZM243 60V61H244ZM156 61V60H155ZM156 61V62H157ZM165 61V60H164ZM183 61H184V59H183ZM188 61H190V60H188ZM195 61V60H194ZM197 61V60H196ZM203 61V60H202ZM204 61H205V59H204ZM214 61V60H213ZM230 61V60H229ZM235 61H237V60H235ZM246 61V60H245ZM251 61V60H250ZM256 61H258L257 59H256ZM258 61V62H259ZM150 62V61H149ZM163 62V61H162ZM168 62V61H167ZM170 62H171V60H170ZM182 62V61H181ZM180 62V63H181ZM191 62V61H190ZM210 62V61H209ZM224 62V61H223ZM227 62V61H226ZM231 62V61H230ZM239 62H242V61H239ZM158 63H160V62H158ZM166 62H164V64H165ZM175 63V62H174ZM182 63H184V62H182ZM220 63V62H219ZM222 63V62H221ZM220 63V64H221ZM228 63V62H227ZM233 63V62H232ZM149 64V63H148ZM162 64V63H161ZM191 64H193V63H191ZM198 64H200V63H198ZM223 64V63H222ZM254 64V63H253ZM172 65V64H171ZM184 65V64H183ZM196 65V64H195ZM201 65V64H200ZM208 65V64H207ZM225 64H223V66H224ZM244 65V64H243ZM160 66V65H159ZM168 66V65H167ZM204 66V65H203ZM233 66V65H232ZM237 66V65H236ZM256 66H259V65H256ZM153 67V66H152ZM152 67H150V68H152ZM158 67V66H157ZM173 67V66H172ZM193 67V66H192ZM211 68H212V66H210ZM209 67V68H210ZM227 67V66H226ZM243 67V66H242ZM184 68V67H183ZM199 68H202V67H199ZM205 68V67H204ZM217 68V67H216ZM222 68V67H221ZM234 68V67H233ZM232 68V69H233ZM244 68V67H243ZM261 68H263L264 69V66L262 67L261 66ZM148 69V68H147ZM146 69V70H147ZM155 69V68H154ZM172 69V68H171ZM175 69V68H174ZM207 69V68H206ZM230 69V68H229ZM231 69V70H232ZM237 69V68H236ZM235 69V71H238V70H236ZM151 70V69H150ZM176 70H178L177 68H176ZM182 70V69H181ZM192 70V69H191ZM191 70H189V71H191ZM203 70V69H202ZM210 70V69H209ZM208 70V71H209ZM215 70V69H214ZM227 70H228V68H227ZM234 70V69H233ZM240 70H241V68H240ZM242 70H245V69H242ZM257 70H259L258 69V67H257ZM159 71V70H158ZM166 71V70H165ZM170 71V70H169ZM168 71V72H169ZM173 71V70H172ZM199 71V70H198ZM221 71V70H220ZM223 71V70H222ZM245 71H247V70H245ZM249 71V70H248ZM7 72V71H6ZM160 72H162V71H160ZM178 72V71H177ZM185 72V71H184ZM183 72V73H184ZM194 72V71H193ZM196 72H197V70H196ZM206 72V71H205ZM227 72V71H226ZM155 73V72H154ZM166 73V72H165ZM173 73V72H172ZM179 73V72H178ZM177 73V74H178ZM201 73V72H200ZM236 73V72H235ZM241 73V72H240ZM243 73V72H242ZM250 73V72H249ZM255 73V72H254ZM158 74V73H157ZM160 74V73H159ZM168 74V73H167ZM175 74H176V72H175ZM211 74V73H210ZM263 74V73H262ZM154 75V74H153ZM180 75H181V73H180ZM188 75V74H187ZM193 75V74H192ZM212 75V74H211ZM214 75H217V74H214ZM224 74H222V76H223ZM225 75H226V73H225ZM229 75H231V74H229ZM233 75V74H232ZM244 75V74H243ZM247 75H249V74H247ZM150 76H152L151 74H150ZM165 76V75H164ZM164 76H163V78H164ZM170 75H168V77H169ZM175 76H177V75H175ZM219 76V75H218ZM235 76H236V74H235ZM240 76V75H239ZM8 77V76H7ZM160 77V76H159ZM166 77V76H165ZM181 77H183V76H181ZM196 77V76H195ZM207 77V76H206ZM230 77V79H231V76H229ZM242 77V76H241ZM87 78V77H86ZM109 78H110V76H109ZM213 78V77H212ZM224 78V77H223ZM245 78V77H244ZM252 78V77H251ZM255 78H256V76H255ZM255 78H254V80H255ZM264 78V77H263ZM161 79V78H160ZM171 79H173V77L171 78ZM184 79H185V77H184ZM222 79V78H221ZM220 79V80H221ZM226 79V78H225ZM224 79V80H225ZM241 79V78H240ZM260 79V78H259ZM99 80V79H98ZM170 80V79H169ZM174 80V79H173ZM192 80V79H191ZM209 80H211V79H209ZM215 80H217V79H215ZM232 80V79H231ZM247 80V79H246ZM251 80V79H250ZM258 80V79H257ZM89 81V80H88ZM111 81H113V80H111ZM185 81H187V79L185 80ZM185 81H184V83H185ZM190 81V80H189ZM207 81V80H206ZM205 81V82H206ZM229 81V80H228ZM2 82V81H1ZM98 82V81H97ZM101 82V81H100ZM163 82H164V80H163ZM182 82V81H181ZM194 82V81H193ZM210 82V81H209ZM213 82V81H212ZM233 82V81H232ZM246 82V81H245ZM244 82V83H245ZM102 83V82H101ZM113 83V82H112ZM168 83V82H167ZM175 83V82H174ZM214 83H215V81L213 82V87H214ZM222 83V82H221ZM229 82H226V83H223L224 85H226V84H228ZM235 83H237V81L235 82ZM234 83V84H235ZM240 83V82H239ZM253 83H256V82H253ZM259 83V82H258ZM83 84V83H82ZM81 84V85H82ZM93 84V83H92ZM95 84V83H94ZM114 84V83H113ZM112 84V85H113ZM176 84V83H175ZM205 84V83H204ZM210 84V83H209ZM220 84V83H219ZM223 84H221L222 86H223ZM252 84V83H251ZM251 84H250V86H251ZM87 85H88V83H87ZM101 85V84H100ZM161 85H162V83H161ZM165 85V84H164ZM171 85V84H170ZM211 85V84H210ZM210 85H209V87H210ZM253 85V84H252ZM255 85V84H254ZM260 85V84H259ZM89 86V85H88ZM91 86H94V85H91ZM96 86V85H95ZM102 86V85H101ZM105 86V85H104ZM103 86V87H104ZM176 86V85H175ZM179 86H180V83H179ZM182 86V85H181ZM189 86V85H188ZM188 86H187V88H188ZM203 86V85H202ZM231 86H232V84H231ZM238 86V85H237ZM245 86V85H244ZM209 87L207 86V88L209 89ZM224 87V86H223ZM249 87V86H248ZM247 87V88H248ZM256 87V86H255ZM258 87V86H257ZM256 87V88H257ZM107 88H108V85H107ZM107 88H105V89H107ZM113 88V87H112ZM111 88V89H112ZM166 88V87H165ZM173 88V87H172ZM191 88H193L192 86H191ZM230 88V87H229ZM246 88V89H247ZM259 88H260V86H259ZM262 88H264L263 86H262ZM261 88V89H262ZM101 90H102V88H100ZM104 89V88H103ZM167 89V88H166ZM171 89V88H170ZM174 89V88H173ZM172 89V90H173ZM176 89V88H175ZM182 89V88H181ZM184 89V88H183ZM211 89V88H210ZM222 90H223V88H221ZM220 89V90H221ZM226 89V88H225ZM233 89V88H232ZM253 89V88H252ZM251 89V90H252ZM86 90V89H85ZM92 90V89H91ZM194 90V89H193ZM207 90V89H206ZM230 90H231V88H230ZM255 90H257V89H255ZM254 90V91H255ZM263 90V89H262ZM121 91V90H120ZM166 91V90H165ZM169 91V90H168ZM217 91H218V89H217ZM229 91V90H228ZM244 91V90H243ZM242 91V92H243ZM88 92H90V91H88ZM170 92V91H169ZM173 92H174V90H173ZM190 92V91H189ZM194 92V91H193ZM202 92V91H201ZM205 92V91H204ZM208 92H210V91H208ZM220 92V91H219ZM223 92L225 93V91L223 90ZM238 92V91H237ZM252 92V91H251ZM259 92V91H258ZM87 93V92H86ZM95 93V92H94ZM121 93V92H120ZM172 93V92H171ZM198 93V92H197ZM203 93V92H202ZM215 93V92H214ZM231 93V92H230ZM255 93H256V91H255ZM11 94V93H10ZM78 94H80V92L78 93ZM88 94H91V93H88ZM98 94V93H97ZM174 94V93H173ZM172 94V95H173ZM176 94V93H175ZM216 94V93H215ZM226 94V93H225ZM241 94V93H240ZM252 94H253V92H252ZM258 94V93H257ZM263 94V93H262ZM2 95V94H1ZM87 95V94H86ZM124 95V94H123ZM153 95V94H152ZM166 95H168L167 93H166ZM242 95V94H241ZM243 95H245V94H243ZM247 95V94H246ZM251 95V94H250ZM261 95V94H260ZM2 96H4V95H2ZM7 96V95H6ZM74 96V95H73ZM99 96V95H98ZM97 96V97H98ZM151 96V95H150ZM210 96H212V95H210ZM227 96V95H226ZM240 96V95H239ZM117 97V96H116ZM123 97V96H122ZM167 97V96H166ZM169 97V96H168ZM173 97V96H172ZM234 97H236V96H234ZM241 97V96H240ZM73 98V97H72ZM75 98V97H74ZM128 98V97H127ZM126 98V99H127ZM130 98V97H129ZM176 98V97H175ZM177 98H178V96H177ZM237 98V97H236ZM247 98H249V97H247ZM256 98V97H255ZM264 98V97H263ZM12 99V98H11ZM79 99H80V97H79ZM82 99V98H81ZM89 99V98H88ZM119 99V98H118ZM125 99V98H124ZM137 99H139V98H137ZM136 99V100H137ZM145 99V98H144ZM154 99V98H153ZM240 99V98H239ZM242 99V98H241ZM244 99V98H243ZM98 100H100L99 98H98ZM97 100V101H98ZM131 100V99H130ZM136 100H134L135 102H136ZM142 99H139V101L137 102V104L134 102V101H132V102H134L136 105H138V108H140L141 110L142 109H144L145 110V108L144 107H146L145 106V104H143L144 102H142L141 101ZM259 100V99H258ZM264 100V99H263ZM90 101V100H89ZM104 101V100H103ZM102 101V102H103ZM241 101V100H240ZM243 101H245V100H243ZM250 101H252V100H250ZM262 101V100H261ZM86 102V101H85ZM100 102V101H99ZM101 102V103H102ZM105 102V101H104ZM103 102V103H104ZM128 102H130V101H128ZM127 102V103H128ZM147 102V101H146ZM151 102V101H150ZM166 102V101H165ZM171 102V101H170ZM255 102H257V99H255ZM254 102V103H255ZM11 103V102H10ZM133 103V104H134ZM161 103V102H160ZM245 103V102H244ZM247 103V102H246ZM13 104V103H12ZM84 104V103H83ZM130 104H131V102H130ZM151 104V103H150ZM242 104V103H241ZM257 104V103H256ZM255 104V105H256ZM8 105H9V103H8ZM91 105V104H90ZM89 105V106H90ZM120 105V104H119ZM129 105V104H128ZM135 105V106H136ZM158 105V104H157ZM163 105V104H162ZM167 105V104H166ZM181 105V104H180ZM123 106V105H122ZM125 106V105H124ZM134 106V107H135ZM150 106V105H149ZM257 106H258V104H257ZM8 107V106H7ZM95 107V106H94ZM97 107V106H96ZM161 107V106H160ZM175 107H176V105H175ZM180 107V106H179ZM243 108H244V106H242ZM262 107V106H261ZM84 108V107H83ZM82 108V109H83ZM104 108V107H103ZM135 108H137V106L135 107ZM135 108L133 109V106H132V108L131 109H133L134 111H135ZM163 108H165V107H163ZM248 108V107H247ZM257 108V107H256ZM13 109V108H12ZM86 109V108H85ZM88 109V108H87ZM96 109V108H95ZM121 109H123V108H121ZM128 109V108H127ZM147 109V108H146ZM149 109V108H148ZM172 109V108H171ZM260 109V108H259ZM76 110H78V109H76ZM89 110V109H88ZM94 110V109H93ZM105 110H107V107H106V109ZM104 110V111H105ZM137 110V109H136ZM141 110L139 111V112H141ZM144 110H142V111H144ZM152 110V109H151ZM157 110V109H156ZM168 110V109H167ZM175 110V109H174ZM177 110V109H176ZM176 110H175V112H176ZM244 110V109H243ZM251 110H253V109H251ZM255 110V109H254ZM253 110V111H254ZM256 110H258V108L256 109ZM81 111V110H80ZM83 111H85V110H83ZM130 112H131V110H129ZM138 111H137V114L139 115V113H138ZM147 111V110H146ZM153 111V110H152ZM164 111V110H163ZM165 111H166V109H165ZM262 111V110H261ZM87 112V111H86ZM85 112V113H86ZM120 112V111H119ZM127 112V111H126ZM151 112V111H150ZM171 112V111H170ZM246 112V111H245ZM1 113V112H0ZM90 113V112H89ZM93 113V112H92ZM109 113V112H108ZM111 113V112H110ZM129 113V112H128ZM135 113V112H134ZM141 113H143V112H141ZM145 114L147 113V112H144ZM143 113V114H144ZM177 113V112H176ZM16 114V113H15ZM119 114V113H118ZM130 114V115H129ZM128 115L129 116H131V113H129ZM142 114V115H143ZM151 114V113H150ZM150 114H149V116H150ZM161 114H162V112H161ZM35 115V114H34ZM33 115V116H34ZM87 115V114H86ZM96 115V114H95ZM105 115H106V113H105ZM127 115V116H128ZM138 115H136V116H138ZM170 115V114H169ZM91 116V115H90ZM101 116V115H100ZM109 116V115H108ZM114 116V115H113ZM146 116H148V115H146ZM146 116H143V117H141V115H140V117H141V119L139 120V118H138V120L139 121H143V125H142V128H140L138 131H137V133H136V136H141V138H143V142H144V147H146V149H144L145 150V152H146V154H144L145 155V157H146V155H147V157H146V159H151L150 158V155L148 154L150 151H149V146L151 145L152 146V141L151 142H149V138H147V139H149L148 141H146L147 139H146V136L151 132V129L153 128L152 127V124L150 123V122H152L151 121V119L149 120V118L148 117H146ZM160 116V115H159ZM175 116V115H174ZM173 116V117H174ZM8 117V116H7ZM11 117H12V115H11ZM14 117V116H13ZM17 117V116H16ZM40 117V116H39ZM104 117V116H103ZM126 117V116H125ZM132 117V116H131ZM133 117H135L134 115H133ZM152 117V116H151ZM167 117V116H166ZM18 118V117H17ZM90 118H92V117H90ZM102 118V117H101ZM116 118V117H115ZM117 118H118V116H117ZM127 118V117H126ZM128 118H130V117H128ZM127 118V119H128ZM136 118V119H137ZM162 118V117H161ZM19 119V118H18ZM93 119H95V118H93ZM92 119V120H93ZM150 121H148V120ZM157 119V118H156ZM166 119V118H165ZM250 119V118H249ZM254 119V118H253ZM257 119V118H256ZM12 120V119H11ZM15 120V119H14ZM89 120V119H88ZM100 120V119H99ZM99 120H98V122H99ZM129 120H131V118L129 119ZM135 119H133L132 120V122L134 121ZM137 120V121H138ZM153 120V119H152ZM172 120V119H171ZM174 120V119H173ZM4 121V120H3ZM2 121V122H3ZM39 121V120H38ZM38 121H37V123H38ZM43 121V120H42ZM95 121V120H94ZM94 121H91V122H94ZM106 121V120H105ZM108 121V120H107ZM122 121V120H121ZM128 121V120H127ZM136 120L134 121V123L135 122H137ZM145 121V122H144ZM163 121V120H162ZM166 121L167 120H165V122L164 123H166ZM175 121H177L176 120V118H175ZM246 121V120H245ZM248 121V120H247ZM21 122V121H20ZM36 122V121H35ZM88 122H90V121H88ZM97 122V121H96ZM101 122H104V120L103 121H101ZM110 122V121H109ZM131 122V121H130ZM155 122H156V120H155ZM161 122V121H160ZM170 122V121H169ZM241 122V121H240ZM257 122V121H256ZM260 122V121H259ZM263 121H261V123H262ZM6 123V122H5ZM39 123H41V121L39 122ZM105 123V122H104ZM118 123V122H117ZM173 123V122H172ZM9 124H10V122H9ZM90 124V123H89ZM98 124V123H97ZM102 124V123H101ZM111 124V123H110ZM120 124V123H119ZM125 124V123H124ZM174 124H175V122H174ZM16 125V124H15ZM121 125H123V124H121ZM126 125V124H125ZM131 125V124H130ZM136 125V124H135ZM162 125V124H161ZM165 125V124H164ZM163 125V126H164ZM167 125V124H166ZM165 125V126H166ZM3 126V125H2ZM2 126H0V127H2ZM16 126H18V125H16ZM94 126V125H93ZM104 126V125H103ZM109 126V125H108ZM107 126V127H108ZM170 126V125H169ZM172 126H173V124H172ZM245 126V125H244ZM22 127V126H21ZM96 127V126H95ZM97 127H98V125H97ZM102 127V126H101ZM112 127V126H111ZM131 127V126H130ZM162 127V126H161ZM246 127V126H245ZM249 127V126H248ZM253 127V126H252ZM15 128V127H14ZM23 128H24V126H23ZM92 128V127H91ZM158 128V127H157ZM175 128H176V126H175ZM242 128V127H241ZM259 128V127H258ZM262 128H263V126H262ZM1 129V128H0ZM3 129V128H2ZM6 129V128H5ZM94 129V128H93ZM174 129V128H173ZM245 129V128H244ZM6 130H8V128L6 129ZM22 130V129H21ZM24 130V129H23ZM22 130V131H23ZM98 130V129H97ZM153 130H155L156 132H159V131H157L156 129H152V133L154 132ZM164 130V129H163ZM254 130V129H253ZM262 130V129H261ZM26 131V130H25ZM24 131V132H25ZM94 131V130H93ZM111 131H113V130H111ZM176 131V130H175ZM219 131V130H218ZM250 131H251V129H250ZM264 131V130H263ZM1 132V131H0ZM14 132V131H13ZM100 132V131H99ZM165 132V131H164ZM168 133H169V131H167ZM172 132V131H171ZM177 132H178V130H177ZM177 132H174L173 131V133H177ZM227 132V131H226ZM229 132V131H228ZM25 133H27V132H25ZM96 133V132H95ZM155 133V132H154ZM235 133V132H234ZM263 133V132H262ZM14 134V133H13ZM99 134V133H98ZM160 134H161V132H160ZM179 134H181L180 132H179ZM225 134V133H224ZM11 135V134H10ZM88 135V134H87ZM92 135V134H91ZM95 135H97V134H95ZM154 135H156V134H154ZM163 135V134H162ZM162 135H159L160 136V138H158V139H161V137H162ZM170 135V134H169ZM172 135V134H171ZM176 135V134H175ZM174 135V136H175ZM183 135H185L184 133H183ZM182 135V136H183ZM221 135V134H220ZM228 135V134H227ZM240 135H243V133L242 134H240ZM249 135V134H248ZM157 136V135H156ZM165 136V135H164ZM174 136H173V138H174ZM177 136H180V135H177ZM175 137V138H183V139H185V140H188V138H187V136H183V137ZM5 137V136H4ZM3 137V138H4ZM29 137V136H28ZM89 137V136H88ZM92 137V136H91ZM96 137V136H95ZM169 137V136H168ZM172 137V136H171ZM223 137V136H222ZM225 137V136H224ZM228 137V136H227ZM234 137V136H233ZM9 138V137H8ZM90 138V137H89ZM93 138H94V136H93ZM156 138V137H155ZM174 138V139H175ZM190 138V137H189ZM192 138V137H191ZM202 138V137H201ZM219 138V137H218ZM26 139V138H25ZM31 139V138H30ZM146 139V140H145ZM162 139H165L164 137H162ZM170 139H172V138H170ZM174 139H172V140H174ZM203 139V138H202ZM215 139H217L216 137H215ZM223 139V138H222ZM247 139V138H246ZM251 139V138H250ZM253 139V138H252ZM259 139V138H258ZM9 140V139H8ZM16 140V139H15ZM97 140H98V138H97ZM101 140V139H100ZM166 140V139H165ZM165 140H163L162 141V143L161 144H163V142L165 141ZM184 140V141H185ZM190 140V139H189ZM207 140V139H206ZM218 140V139H217ZM228 140V139H227ZM244 140V139H243ZM255 140V139H254ZM260 140H261V138H260ZM263 140V139H262ZM11 141V140H10ZM22 141V140H21ZM41 141V140H40ZM39 141V142H40ZM91 141V140H90ZM155 141V140H154ZM153 141V142H154ZM159 141V140H158ZM168 140H166L164 143H166ZM169 141H171V140H169ZM178 141H179V139H178ZM184 141H183V143H184ZM191 141H193L194 143H196L195 141H197V140H191ZM198 141H199V139H198ZM229 141V140H228ZM264 141V140H263ZM7 142V141H6ZM36 142V141H35ZM44 141H42V143H43ZM93 142V141H92ZM127 142V141H126ZM172 142H175V141H172ZM171 142V143H172ZM201 142V141H200ZM203 142V141H202ZM205 142H207V141H205ZM230 142H231V140H230ZM244 142V141H243ZM252 142V141H251ZM255 142V141H254ZM257 142V141H256ZM22 143V142H21ZM86 143V142H85ZM99 143V142H98ZM97 143V144H98ZM149 143H151V144H149ZM156 144L158 143L157 141L155 142ZM168 144H169V142H167ZM180 144L182 143V140H181V142H179ZM187 143H188V141H187ZM213 143V142H212ZM225 143V142H224ZM223 143V144H224ZM232 143H234V142H232ZM245 143V142H244ZM248 143H250V142H248ZM36 144V143H35ZM40 144V143H39ZM97 144H95V145H97ZM130 144V143H129ZM154 144V143H153ZM175 144V143H174ZM174 144H172V145H174ZM176 144H178L177 143V141H176ZM176 144H175V146H176ZM207 144V143H206ZM220 144V143H219ZM231 144V143H230ZM240 144V143H239ZM4 145V144H3ZM9 145V144H8ZM8 145H6V146H8ZM10 145H11V143H10ZM41 145V144H40ZM90 145V144H89ZM89 145H87V146H89ZM102 145V144H101ZM107 145V144H106ZM159 146H161L160 145V143L158 144ZM157 145V146H158ZM192 145L194 146V144L192 143ZM191 145V146H192ZM200 145H202V144H200ZM213 144H211V146H212ZM226 145V144H225ZM228 145H229V143H228ZM232 145V144H231ZM234 145H235V143H234ZM241 145V144H240ZM86 146V147H87ZM93 146V145H92ZM104 146V145H103ZM151 146H150V148H151ZM156 146V147H157ZM158 146V147H159ZM165 146H166V144H165ZM178 147H179V145H177ZM188 146H190V145H188ZM203 146V145H202ZM204 146H206L205 144H204ZM219 146V145H218ZM217 146V147H218ZM237 146V145H236ZM246 146V145H245ZM255 146V145H254ZM254 146H253V148H254ZM3 147V146H2ZM36 147H37V144H36ZM35 147V149H37ZM40 147V146H39ZM41 147H43V146H41ZM85 147V146H84ZM83 147V148H84ZM85 147V148H86ZM94 147V146H93ZM164 147V146H163ZM177 147V148H178ZM195 148H196V145L194 146ZM197 147H199V145H198V143H197ZM201 147V146H200ZM199 147V148H200ZM226 147V146H225ZM239 147V146H238ZM252 147V146H251ZM90 148V147H89ZM101 148H103V147H101ZM100 148V149H101ZM176 148V147H175ZM180 148V147H179ZM186 148V147H185ZM188 148V147H187ZM190 148V147H189ZM189 148H188V150H189ZM191 148H193V147H191ZM209 148V147H208ZM228 148V147H227ZM236 148V147H235ZM241 148H243V147H241ZM263 148V147H262ZM82 149V148H81ZM154 149H155V147H154ZM162 149H164V148H162ZM166 149H167V146H166ZM170 149V148H169ZM202 149H203V147H202ZM206 149V148H205ZM212 149H213V147H212ZM223 149V148H222ZM221 149V150H222ZM229 149V148H228ZM256 149V148H255ZM254 149V150H255ZM40 150V149H39ZM47 150V149H46ZM158 150V149H157ZM168 150V149H167ZM167 150L165 151V152H167ZM188 150H187V152H188ZM191 150V149H190ZM194 150V149H193ZM197 150V149H196ZM208 150V149H207ZM206 150V151H207ZM248 150V149H247ZM262 150H264V149H262ZM15 151V150H14ZM41 151V150H40ZM51 151V150H50ZM81 151V150H80ZM91 151V150H90ZM153 151H155V150H153ZM177 151V150H176ZM192 151V150H191ZM189 152L190 154L192 153V152ZM206 151L204 152V149H203V152L204 153H206ZM209 151V150H208ZM207 151V152H208ZM215 151V150H214ZM226 151H228V150H226ZM231 151V150H230ZM237 151V150H236ZM239 151V150H238ZM245 150L243 149V152H244ZM257 151V150H256ZM38 152V151H37ZM37 152H36V154H37ZM86 152H88V151H86ZM173 152V151H172ZM195 152V151H194ZM223 152V151H222ZM235 152V151H234ZM242 152V151H241ZM16 153V152H15ZM151 153H152V149H151ZM156 153V152H155ZM158 153H159V151H158ZM169 153H171L170 151H169ZM168 153V154H169ZM209 153V152H208ZM213 153H215V152H213ZM218 153V152H217ZM246 153V152H245ZM254 153V152H253ZM258 153V152H257ZM9 154V153H8ZM13 154V153H12ZM17 154V153H16ZM41 154V153H40ZM45 154H46V152H45ZM51 154H52V152H51ZM86 154H88V153H86ZM153 154H154V152H153ZM162 155H163V153H161ZM161 154H159V155H161ZM167 154V155H168ZM172 154H174V153H172ZM176 154V153H175ZM179 154H181V153H179ZM189 154V155H190ZM200 154H201V152H200ZM236 154V153H235ZM244 154V153H243ZM260 154V153H259ZM43 155V154H42ZM84 155V154H83ZM161 155V156H162ZM165 156H166V154H164ZM170 155V154H169ZM182 155V154H181ZM186 155V154H185ZM242 155V154H241ZM256 155V154H255ZM258 155V154H257ZM15 156V155H14ZM47 156V155H46ZM50 156V155H49ZM87 156V155H86ZM90 156V155H89ZM97 156V155H96ZM176 156H178V155H176ZM175 155H174V157H176ZM226 156H227V154H226ZM9 157V156H8ZM35 157H37L36 155H35ZM48 157V156H47ZM153 157V156H152ZM163 157V156H162ZM162 157L160 158L159 156H158V158H160V159H162ZM166 157H168V156H166ZM170 157V156H169ZM168 157V158H169ZM171 157H173V156H171ZM173 157V158H174ZM180 157V156H179ZM187 157H188V155H187ZM191 158H192V156H190ZM190 157H188V158H190ZM243 157V156H242ZM245 157V156H244ZM259 157V156H258ZM164 158V157H163ZM168 158H166V159H168ZM172 158V159H173ZM180 158H182V157H180ZM187 158V159H188ZM196 158V157H195ZM232 158V157H231ZM236 158V157H235ZM251 158V157H250ZM254 158V157H253ZM256 158V157H255ZM262 158V157H261ZM20 159V158H19ZM46 159V158H45ZM95 159H96V157H95ZM154 159V158H153ZM176 159V158H175ZM179 159V158H178ZM177 159V160H178ZM44 160V159H43ZM90 160V159H89ZM165 160V159H164ZM169 160V159H168ZM176 160V161H177ZM180 160H183V159H180ZM192 160L193 159H191L190 161H191V163H192ZM237 160V159H236ZM241 160V159H240ZM261 160V159H260ZM20 161V160H19ZM48 161V160H47ZM54 161V160H53ZM66 161H68V160H66ZM87 161V160H86ZM91 161V160H90ZM150 161V160H149ZM148 161V162H149ZM152 162H154V161H156L157 162V160H155L154 159V161L153 160H151ZM165 161H167V160H165ZM170 161H171V158H170ZM173 161V160H172ZM185 161H186V163L188 162L186 159H185ZM194 161V160H193ZM196 161V160H195ZM234 161V160H233ZM58 162V161H57ZM69 162V161H68ZM83 162V161H82ZM94 162V161H93ZM105 162V161H104ZM159 162V161H158ZM160 162H162V161H160ZM164 162V161H163ZM168 162V161H167ZM166 162V163H167ZM197 162V161H196ZM196 162H193V164L194 163H196ZM205 162V161H204ZM235 162V161H234ZM241 162V161H240ZM11 163V162H10ZM18 163V162H17ZM52 163V162H51ZM62 163V162H61ZM83 163H85V162H83ZM87 163V162H86ZM102 163V162H101ZM115 163V162H114ZM146 163H147V161H146ZM150 163V162H149ZM171 163H173V162H171ZM170 163V164H171ZM175 163V162H174ZM176 163H179V162H176ZM186 163H185V165H186ZM198 163H199V161H198ZM227 163H229V162H227ZM246 163V162H245ZM32 164V163H31ZM60 164V163H59ZM68 164V163H67ZM69 164H70V162H69ZM72 164V163H71ZM81 164V163H80ZM89 164V163H88ZM93 164V163H92ZM145 164V163H144ZM158 164H160V165H162L161 163H158ZM181 164H182V161H181ZM189 164V166H190V163H188ZM200 164V163H199ZM198 164V165H199ZM209 164V163H208ZM252 164V163H251ZM256 164V163H255ZM49 165V164H48ZM47 165V166H48ZM64 165V164H63ZM74 165V164H73ZM87 165V164H86ZM86 165H84V166H86ZM94 165H95V163H94ZM97 165V164H96ZM101 165V164H100ZM106 165H108V164H106ZM105 165V166H106ZM157 165V164H156ZM160 165H158V166H160ZM164 165H165V163H164ZM180 165V164H179ZM178 165V166H179ZM184 165V162H183V164H182V166ZM197 164L196 165H191L192 167H193V169H195L196 170V168H198L199 169V167L201 168V166H198ZM201 165V164H200ZM205 165H207V164H205ZM211 165V164H210ZM13 166V165H12ZM24 166V165H23ZM37 166V165H36ZM50 166H52V165H50ZM49 166V167H50ZM76 166V165H75ZM83 166V165H82ZM104 166V165H103ZM152 165H150V167H151ZM154 166V165H153ZM167 166H169V163H168V165ZM187 166V165H186ZM188 166V167H189ZM190 166V167H191ZM196 166V168H194ZM232 166H233V164H232ZM236 166H237V164H236ZM235 166V167H236ZM245 166V165H244ZM247 166V165H246ZM8 167H10V166H8ZM14 167V166H13ZM21 167V166H20ZM33 167V166H32ZM58 167H59V165H58ZM71 167V166H70ZM81 167V166H80ZM91 167H92V165H91ZM97 167V166H96ZM99 167V166H98ZM163 167V166H162ZM187 167V168H188ZM205 167V166H204ZM203 167V168H204ZM206 167H208V166H206ZM256 167V166H255ZM255 167H254V169H255ZM33 168H35V167H33ZM32 168V169H33ZM39 168V167H38ZM55 168H56V166H55ZM72 168V167H71ZM103 168V167H102ZM145 168V167H144ZM163 168H166V165H165V167H163ZM180 168H181V166H180ZM184 168V167H183ZM182 168V169H183ZM202 168V169H203ZM214 168V167H213ZM9 169H11V168H9ZM20 169V168H19ZM23 169V168H22ZM28 169V168H27ZM40 169V168H39ZM104 169V168H103ZM102 169V170H103ZM167 169V168H166ZM196 170V172L197 171H199L200 172V170ZM206 168H204V170H205ZM221 169V168H220ZM219 169V170H220ZM229 169V168H228ZM235 169V168H234ZM12 170H13V168H12ZM30 170H31V168H30ZM79 170H82V168L81 169H79ZM105 170H107V168H105ZM208 170V169H207ZM207 170H205L206 172H204L203 171V174L204 173H206V174H209L208 172H207ZM236 170H238V169H236ZM8 171V170H7ZM10 171V170H9ZM23 171V170H22ZM32 171V170H31ZM67 171V170H66ZM91 171V170H90ZM93 171V170H92ZM161 171V170H160ZM213 171V170H212ZM228 171V170H227ZM241 171V170H240ZM12 172V171H11ZM13 172L15 173L16 172V170L14 171L13 170ZM26 172V171H25ZM29 172V171H28ZM42 172V171H41ZM40 172V173H41ZM61 172V171H60ZM63 172V171H62ZM74 172V171H73ZM80 172V171H79ZM201 172H202V170H201ZM222 172V171H221ZM256 172V171H255ZM10 173V172H9ZM19 173V172H18ZM56 173V172H55ZM66 173H69V172H66ZM75 173V172H74ZM73 173V174H74ZM83 173V172H82ZM92 173V172H91ZM108 173H110V172H108ZM108 173H107V175H108ZM112 173V172H111ZM110 173V174H111ZM224 173V172H223ZM6 174H7V172H6ZM24 175H25V173H23ZM31 174V173H30ZM45 174V173H44ZM70 174L73 176V174L70 172ZM76 174V173H75ZM79 174V173H78ZM84 174V173H83ZM108 175V177L109 176H111V175ZM194 174V173H193ZM192 174V175H193ZM201 174V173H200ZM255 174V173H254ZM2 175H4V174H2ZM12 175V174H11ZM47 175V174H46ZM45 175V176H46ZM50 175V174H49ZM54 175V174H53ZM55 175H57V174H55ZM102 175V174H101ZM105 175V174H104ZM123 175V174H122ZM125 175V174H124ZM129 175V174H128ZM150 175V174H149ZM159 174H157V176H158ZM168 175V174H167ZM176 175V174H175ZM188 175V174H187ZM191 174H189V176H190ZM196 175V174H195ZM215 175H217V174H215ZM257 175V174H256ZM4 176H7V175H4ZM9 176V175H8ZM40 176V175H39ZM41 176H42V174H41ZM67 176L68 175H66V174H58V176H56V179H57V177H58V181H57V187H55V188H57V192H58V196L60 197L59 198V200L62 198H64L63 200H65V199H69V200H72L73 201V206L72 207H70L71 209L67 212V219H69L70 220V222H71V230L70 231H72V235H74L75 236V238L77 239V242H81L82 244H83V242H85V244H87L86 246L88 247V252H93V250H94V242L92 243V239H90L88 236H92V235H90L91 233H87V232H90L89 230L85 233V231H84V216L86 215V213H85V215L83 214V210H82V208H80V206H77V200H84V201H89L90 203L91 202H94L95 203V201L96 202H98L99 204H100V206L103 208V210L105 209V211L106 210H110L111 211V213H115L116 211H114V209L116 208V205L117 204H119V203H117V204H115L116 202L113 200V198L112 197H110L109 195L108 196H106V195H103V194H105V193H95V191H93V190H91V188L90 187H88V188H86V186L84 185V184H81L80 182H77V180H79V179H76V180H74V189L77 191L75 194L74 193H72V194H69L68 192L70 191V189H69V187L71 186L70 184H69V186H68V183H69V181H68V179H67ZM71 176V177H72ZM81 176V175H80ZM100 176V175H99ZM112 176H113V174H112ZM111 176V177H112ZM142 176V175H141ZM151 176V175H150ZM164 176H165V174H164ZM171 176V175H170ZM177 176V175H176ZM180 176V175H179ZM183 176V175H182ZM1 177V176H0ZM10 177V176H9ZM12 177V176H11ZM10 177V178H11ZM44 177V176H43ZM51 177H52V174H51ZM51 177H49V179L51 178ZM70 177V176H69ZM77 177V176H76ZM76 177H73V178H76ZM78 177H79V175H78ZM82 177V176H81ZM81 177H79V178H81ZM84 177V176H83ZM92 177V176H91ZM107 177V178H108ZM111 177H109V178H111ZM134 177H137V176H135L134 175ZM144 177V176H143ZM162 177V176H161ZM168 177V176H167ZM175 177V176H174ZM178 177V176H177ZM188 176H186V178H187ZM196 177V176H195ZM214 177V176H213ZM223 177V176H222ZM224 177H225V175H224ZM232 177V176H231ZM8 178V177H7ZM6 178V180L4 179V178H2L4 181H5V185L4 186H2V184H0V187H2L3 188V190H4V192H5V190L7 189L8 191H9V193H10V195H7L6 196V199H7V201L9 202H6V203H8L9 205H10V203H13L14 201H16L17 202V200L18 199H16V193L15 192H13L12 191V189L10 188L11 186V184L13 183H11L10 182V178H8L7 179ZM13 178V177H12ZM44 178H47V176L46 177H44ZM53 178V177H52ZM52 178L50 179V180H52ZM72 178V179H73ZM88 178V177H87ZM115 178V177H114ZM166 178V177H165ZM179 178V177H178ZM184 178V177H183ZM189 178V177H188ZM193 178V177H192ZM205 178V177H204ZM203 178V179H204ZM238 178V177H237ZM14 179V178H13ZM13 179H11V181H13ZM19 179V178H18ZM25 179H27V178H25ZM35 179V178H34ZM84 179V178H83ZM83 179H81V180H83ZM112 180H113V178H111ZM110 179V180H111ZM119 179H121V178H119ZM131 179V178H130ZM145 179V178H144ZM146 179H147V177H146ZM154 179V178H153ZM177 179V178H176ZM219 179H220V177H219ZM234 179V178H233ZM261 179V178H260ZM260 179H259V181H260ZM36 180V179H35ZM42 180H43V178H42ZM48 180V179H47ZM55 180V179H54ZM53 180V181H54ZM106 180H109V179H106ZM105 180V182H107ZM116 180V179H115ZM123 180V179H122ZM122 180H118L119 182L120 181H122ZM134 180V179H133ZM168 180V179H167ZM172 180V179H171ZM175 180V179H174ZM173 180V181H174ZM180 180V179H179ZM178 180V181H179ZM206 180V179H205ZM218 180V179H217ZM228 180V179H227ZM239 180V179H238ZM27 181V180H26ZM30 181V180H29ZM28 181V182H29ZM85 181V180H84ZM103 181H104V179H103ZM114 181V180H113ZM117 181V182H118ZM130 181V180H129ZM142 181V180H141ZM146 181V180H145ZM144 181V182H145ZM151 181V180H150ZM162 181H163V178H162ZM170 181V180H169ZM189 181V180H188ZM195 181V180H194ZM200 181V180H199ZM198 181V182H199ZM221 181V180H220ZM241 181V180H240ZM258 181V180H257ZM263 181V180H262ZM1 182V181H0ZM34 182V181H33ZM37 182V181H36ZM88 182V181H87ZM104 182V183H105ZM110 181H108L107 183H109ZM118 182V183H119ZM123 182V181H122ZM139 182V181H138ZM197 182V181H196ZM218 182V181H217ZM223 182V181H222ZM227 182V181H226ZM235 182V181H234ZM238 182V181H237ZM22 183V182H21ZM40 183H42V182H40ZM49 183V182H48ZM56 183V182H55ZM86 183V182H85ZM114 183H115V181H114ZM124 183H125V181H124ZM131 183H134V182H130V184ZM185 183V182H184ZM205 183V182H204ZM203 183V184H204ZM214 183V182H213ZM231 183H232V181H231ZM254 183V182H253ZM259 183V182H258ZM28 184V183H27ZM31 184V183H30ZM34 184V183H33ZM103 184V183H102ZM110 184H111V182H110ZM113 184V183H112ZM116 184V183H115ZM114 184V185H115ZM123 184V183H122ZM129 184V185H130ZM137 184V183H136ZM156 184V183H155ZM155 184H153V185H155ZM171 184H174V182L173 183H171ZM252 184V183H251ZM8 185H9V187H8ZM35 185V184H34ZM39 186L38 187H40L41 185L40 184H38ZM52 185V184H51ZM54 185V184H53ZM56 185V184H55ZM109 185V184H108ZM120 185V184H119ZM157 185V184H156ZM176 185H177V183H176ZM188 185V184H187ZM196 185V184H195ZM245 185H246V182H245ZM18 186V185H17ZM16 186V187H17ZM22 186H24V185H22ZM87 186H90V185H88V183H87ZM106 186V185H105ZM116 186V185H115ZM137 186V185H136ZM141 186V185H140ZM158 186V185H157ZM159 186H161V185H159ZM158 186V187H159ZM170 186V185H169ZM175 186V185H174ZM178 186H180V185H178ZM193 186V185H192ZM198 186H200V185H198ZM202 186V185H201ZM229 186V185H228ZM227 186V187H228ZM234 186V185H233ZM240 186V185H239ZM244 186V185H243ZM258 186H259V184H258ZM12 187H14V186H12ZM35 187V186H34ZM45 187V186H44ZM46 187H48V186H46ZM72 187V186H71ZM92 187V186H91ZM95 187V186H94ZM102 187V186H101ZM122 187H124L125 188V186H123L122 185ZM163 187V186H162ZM195 187V186H194ZM208 187H209V185H208ZM43 188V187H42ZM50 188V187H49ZM90 188V189H89ZM98 188V187H97ZM123 188V189H124ZM143 188V187H142ZM146 188V187H145ZM144 188V189H145ZM154 188V187H153ZM193 188V187H192ZM198 188V187H197ZM206 189H207V187H205ZM242 188V187H241ZM244 188V187H243ZM23 189V188H22ZM25 189V188H24ZM29 189V188H28ZM51 189V188H50ZM53 189H54V187H53ZM69 191H68V190ZM103 189V188H102ZM109 189V188H108ZM113 189V188H112ZM112 189H110V190H112ZM135 189V188H134ZM138 189V188H137ZM171 189V188H170ZM173 189V188H172ZM171 189V190H172ZM201 189V188H200ZM199 188L197 189V190H200ZM213 189H214V187H213ZM222 189V188H221ZM231 189V188H230ZM246 189V188H245ZM257 189V188H256ZM260 189V188H259ZM20 190V189H19ZM30 190H33L32 188L30 189ZM42 190V189H41ZM73 190V189H72ZM98 190V189H97ZM130 190V189H129ZM139 190V189H138ZM153 190V189H152ZM151 190V191H152ZM176 190V189H175ZM174 190V191H175ZM185 190H187L186 188H185ZM209 190V189H208ZM223 190V189H222ZM234 190V189H233ZM237 190V189H236ZM261 190V189H260ZM43 191V190H42ZM51 191V190H50ZM68 191V192H67ZM98 191H100V189L98 190ZM114 191V190H113ZM165 191V190H164ZM163 191V192H164ZM173 191V192H174ZM241 191H243L242 189H241ZM241 191H239V192H241ZM248 191V190H247ZM22 192V191H21ZM73 192V191H72ZM75 192V191H74ZM104 192V191H103ZM129 192V191H128ZM162 192V193H163ZM175 192H178V191H175ZM180 192V191H179ZM193 192V191H192ZM195 192V191H194ZM197 192V191H196ZM195 192V193H196ZM214 192V191H213ZM221 192V191H220ZM261 192V191H260ZM30 193V192H29ZM32 193V192H31ZM45 193V192H44ZM52 193V192H51ZM115 192H113V194H114ZM140 193V192H139ZM142 193V192H141ZM144 193V192H143ZM146 193V192H145ZM145 193H144V195H145ZM158 193V192H157ZM195 193H194V195H195ZM207 193V192H206ZM210 193V192H209ZM208 193V194H209ZM252 193V192H251ZM254 193V192H253ZM25 194V193H24ZM27 194V193H26ZM117 194H119V193H117ZM187 194H189L188 192H187ZM244 194V193H243ZM248 194V193H247ZM17 195H19V194H17ZM40 195V194H39ZM48 194H46V196H47ZM148 195V194H147ZM155 195V194H154ZM163 195V194H162ZM161 195V193H160V196H162ZM170 195V194H169ZM172 195V194H171ZM178 195V194H177ZM182 195V194H181ZM202 195V194H201ZM214 195V194H213ZM251 195L252 194H250V198H251ZM263 195V194H262ZM261 195V196H262ZM34 196V195H33ZM44 196V195H43ZM45 196V197H46ZM52 196V195H51ZM113 196V195H112ZM153 196V195H152ZM164 196H166V195H164ZM220 196H221V194H220ZM257 196V195H256ZM29 197V196H28ZM34 197H36V196H34ZM122 197V196H121ZM149 197V196H148ZM178 197V196H177ZM183 197V196H182ZM181 197V198H182ZM194 197V196H193ZM203 197V196H202ZM205 197V196H204ZM236 197H237V195H236ZM255 197V196H254ZM18 198V197H17ZM39 198V197H38ZM42 198V197H41ZM54 198V197H53ZM55 198H57V197H55ZM132 198V197H131ZM171 198H173V197H171ZM188 198V197H187ZM191 198V197H190ZM190 198H188V199H190ZM219 198V197H218ZM220 198H222V197H220ZM247 198H248V196H247ZM261 198V197H260ZM264 198V197H263ZM29 199V198H28ZM136 199V198H135ZM158 199V198H157ZM160 199V198H159ZM177 199V198H176ZM198 200H199V198H197ZM203 199V198H202ZM212 199H213V197H212ZM215 199V198H214ZM237 199V198H236ZM14 200V201H13ZM56 200V199H55ZM149 200V199H148ZM154 200V199H153ZM156 200V199H155ZM208 200V199H207ZM228 200V199H227ZM226 200V201H227ZM19 201V200H18ZM22 201V200H21ZM29 201H30V199H29ZM35 201H36V199H35ZM62 201V200H61ZM66 201V200H65ZM128 201V200H127ZM151 201V200H150ZM157 201V200H156ZM184 201H185V199H184ZM187 201V200H186ZM192 201H195L194 199L192 200ZM206 201V200H205ZM222 201V200H221ZM239 201V200H238ZM260 201V200H259ZM41 202V201H40ZM43 202V201H42ZM54 202V201H53ZM80 202V201H79ZM82 202V201H81ZM123 202V201H122ZM137 202V201H136ZM139 202V201H138ZM160 202V201H159ZM163 202H164V200H163ZM182 202V201H181ZM189 202H190V200H189ZM199 202V201H198ZM208 202V201H207ZM209 202H211V200L209 201ZM251 202V201H250ZM257 202V201H256ZM255 202V203H256ZM262 202V201H261ZM19 202H17V207H16V205H15V207H16V209L14 208V209H12L11 211L9 210V212H5L6 210H5V207H4V213L2 214V216H5L3 219H0V226H1V231H0V241L2 242V252H3V255H4V261H6L7 262V264H14V262L16 263V262H18V264H20V262H19V259H20V251H19V247L15 244V241H14V238H13V230H12V226H13V224L14 223H16L17 221H21L22 223H24L26 226H30V225H33V227H35V230H36V232L38 231V232H41L42 233V231L43 232H46V231H44V230H48L49 228H47L48 227V225H47V227H46V222H49V221H46L45 222V220H44V218L42 217V218H37L34 214H33V208H32V206L31 205H28V204H23V202L22 203H19L20 204V206H19V204H18ZM30 203V202H29ZM85 203V202H84ZM83 203V204H84ZM127 203V202H126ZM141 203V202H140ZM156 203V202H155ZM170 203H171V201H170ZM176 203V202H175ZM180 203V202H179ZM183 203V202H182ZM205 203V202H204ZM13 204H15V203H13ZM39 204V203H38ZM60 204V203H59ZM58 204V205H59ZM62 204H63V202H62ZM88 204V203H87ZM96 205H95V207L97 206V203H95ZM125 204V203H124ZM131 204H133V203H131ZM142 204V203H141ZM157 204V203H156ZM177 204V203H176ZM193 204V203H192ZM191 204V205H192ZM219 204V203H218ZM252 204V203H251ZM25 205V206H24ZM40 205V204H39ZM69 205H70V203H69ZM81 205V204H80ZM89 205H91V204H89ZM175 205V204H174ZM187 205V204H186ZM189 205V204H188ZM198 205H199V203H198ZM230 205V204H229ZM242 205V204H241ZM14 206V205H13ZM34 206V205H33ZM44 206V205H43ZM64 206V205H63ZM66 206V205H65ZM92 206V205H91ZM90 206V207H91ZM94 206V205H93ZM117 206H119V205H117ZM123 206H125V205H123ZM141 206V205H140ZM145 206V205H144ZM155 206V205H154ZM160 206V205H159ZM171 206H173V205H171ZM193 206V205H192ZM209 206V205H208ZM251 206V205H250ZM254 206V205H253ZM262 206V205H261ZM35 207V206H34ZM39 206H37V208H38ZM41 207H42V205H41ZM45 207V206H44ZM60 207H62V206H60ZM84 207H86V204H85V206ZM101 207H99L100 209H101ZM174 208H175V206H173ZM181 207V206H180ZM200 207H201V205H200ZM199 207V208H200ZM210 207V206H209ZM257 207H259V204H258V206ZM98 208V207H97ZM120 208V207H119ZM119 208H116V209H119ZM125 208V207H124ZM127 208V207H126ZM140 208H142V207H140ZM157 208V207H156ZM164 208V207H163ZM162 208V209H163ZM171 208V207H170ZM206 208V207H205ZM214 208V207H213ZM228 208V207H227ZM253 208V207H252ZM264 208V207H263ZM8 209H10V208H8ZM46 209V208H45ZM67 209H69V207L67 208ZM89 209V208H88ZM121 209V208H120ZM139 209V208H138ZM161 209V208H160ZM178 209V208H177ZM201 209H202V207H201ZM232 209V208H231ZM240 209V208H239ZM44 210V209H43ZM42 210V211H43ZM49 210H50V208H49ZM66 210V209H65ZM85 210V209H84ZM122 210V209H121ZM158 210V209H157ZM179 210V209H178ZM186 210V209H185ZM218 210V209H217ZM233 210V209H232ZM264 210V209H263ZM37 211V210H36ZM64 211V210H63ZM98 211V210H97ZM118 211V210H117ZM126 211V210H125ZM158 211H160V210H158ZM165 211V210H164ZM199 211V210H198ZM202 211V210H201ZM234 211V210H233ZM239 211V210H238ZM40 212V211H39ZM43 212H45V210L43 211ZM94 212V211H93ZM119 212H121V211H119ZM147 212V211H146ZM166 213L168 212V211H165ZM171 212V211H170ZM170 212H168V213H170ZM179 212V211H178ZM183 212V211H182ZM192 212V211H191ZM203 212V211H202ZM208 212V211H207ZM211 212H213V211H211ZM231 212V211H230ZM256 212V211H255ZM263 211L261 210V212L260 213H262ZM100 213H102V210H101V212ZM107 213H108V211H107ZM125 213V212H124ZM129 213H130V211H129ZM132 213V212H131ZM145 213V212H144ZM148 213V212H147ZM157 213H159V212H157ZM233 213V212H232ZM231 213V214H232ZM235 213V212H234ZM238 213H240V212H238ZM92 214V213H91ZM94 214H96V213H94ZM121 214H123V213H121ZM173 214V213H172ZM196 214V213H195ZM195 214H194V217H195ZM198 214V213H197ZM201 214V213H200ZM230 213H229V215H231ZM96 215H98V214H96ZM125 215V214H124ZM123 215V216H124ZM135 215V214H134ZM169 215V214H168ZM181 215H182V213H181ZM211 215V214H210ZM215 215V214H214ZM228 215V214H227ZM47 216V215H46ZM65 216H66V214H65ZM122 216V217H123ZM132 216V215H131ZM130 216V217H131ZM141 216H144V215H142L141 214ZM157 216V215H156ZM163 216H164V214H163ZM162 216V217H163ZM204 216V215H203ZM217 216V215H216ZM219 216V215H218ZM232 216V215H231ZM40 217V216H39ZM87 217V216H86ZM98 217V216H97ZM96 217V218H97ZM125 217V216H124ZM133 217V216H132ZM146 217V216H145ZM148 217V216H147ZM159 217V216H158ZM167 217V216H166ZM171 217V216H170ZM170 217H169V219H170ZM183 217V216H182ZM208 217V216H207ZM224 217V216H223ZM228 217V216H227ZM235 217V216H234ZM245 217V216H244ZM48 218V217H47ZM52 218V217H51ZM58 218V217H57ZM65 218V217H64ZM105 218H107L106 217V215H105ZM108 218H109V215H108ZM107 218V219H108ZM110 218H111V216H110ZM126 218V217H125ZM144 218V217H143ZM172 218V217H171ZM209 218V217H208ZM231 218V217H230ZM237 218H239V217H237ZM237 218H236V220H237ZM49 219V218H48ZM98 219V218H97ZM96 219V220H97ZM128 219V218H127ZM131 219V218H130ZM158 219V218H157ZM168 219V218H167ZM197 219V218H196ZM201 219V218H200ZM226 219V218H225ZM63 220V219H62ZM66 220V219H65ZM68 220V221H69ZM110 220V219H109ZM113 219H111V221H112ZM135 220V219H134ZM144 220V219H143ZM177 220V219H176ZM182 220V219H181ZM180 220V221H181ZM188 220V219H187ZM219 220V219H218ZM240 220V219H239ZM90 221V220H89ZM108 221V220H107ZM114 222H115V220H113ZM151 221V220H150ZM158 221V220H157ZM174 221V220H173ZM177 221H179V220H177ZM183 221H184V219H183ZM193 221V220H192ZM225 221V220H224ZM243 221V220H242ZM51 222V221H50ZM110 222V221H109ZM119 222H122V223H124V221H119ZM128 222V221H127ZM135 222V221H134ZM147 222V221H146ZM149 222V221H148ZM190 222V221H189ZM225 222H227V221H225ZM250 222V221H249ZM259 222V221H258ZM86 223H87V221H86ZM88 223H90V222H88ZM91 223H92V221H91ZM99 223V222H98ZM98 223H95V225L97 226V224ZM113 223V222H112ZM117 224H118V221L116 222ZM121 223V224H122ZM130 223V222H129ZM128 223V224H129ZM141 223V222H140ZM150 223V222H149ZM158 223H159V221H158ZM166 223V222H165ZM171 223V222H170ZM174 223V222H173ZM212 223V222H211ZM93 224V223H92ZM91 224V226L93 227V226H95V225H92ZM127 224V223H126ZM125 224V225H126ZM132 224V223H131ZM162 224V223H161ZM179 224V223H178ZM184 224V223H183ZM186 224V223H185ZM198 224V223H197ZM201 224V223H200ZM219 224V223H218ZM224 224V223H223ZM234 224V223H233ZM88 225V224H87ZM90 225V224H89ZM87 226V227H89V229L90 228H92L91 226ZM99 225V224H98ZM135 225V224H134ZM149 225V224H148ZM190 225H191V223H190ZM216 225V224H215ZM260 225V224H259ZM95 226V227H96ZM123 226H124V224H123ZM130 226V225H129ZM155 226V225H154ZM157 226V225H156ZM170 226V225H169ZM172 226V225H171ZM174 226V225H173ZM187 226V225H186ZM219 226V225H218ZM237 226H240V225H237ZM33 227H31L32 228V230H33ZM181 227V226H180ZM179 227V228H180ZM184 227V226H183ZM197 227V226H196ZM243 227H245V226H243ZM252 227V226H251ZM30 228V227H29ZM99 228V227H98ZM130 228H132L131 226L128 228V229H130ZM187 228V227H186ZM190 228V227H189ZM192 228H194V227H192ZM198 228V227H197ZM201 228V227H200ZM206 228V227H205ZM212 228V227H211ZM217 228V227H216ZM223 228H225V227H223ZM248 228V227H247ZM254 228V227H253ZM260 228V227H259ZM94 229H96V228H94ZM113 229V228H112ZM122 229V228H121ZM120 229V230H121ZM133 229V228H132ZM176 229V228H175ZM178 229V228H177ZM204 229V228H203ZM213 229V228H212ZM237 229V228H236ZM241 229V228H240ZM239 229V230H240ZM256 229V228H255ZM262 229V228H261ZM50 230V229H49ZM86 230V229H85ZM97 230V229H96ZM114 230V229H113ZM131 230V229H130ZM171 231H172V228L170 229ZM169 230V231H170ZM192 230V229H191ZM194 230H197V229H194ZM208 230V229H207ZM218 230V229H217ZM217 230H215L214 229V231H217ZM230 230V229H229ZM228 230V231H229ZM242 230V229H241ZM246 230V229H245ZM118 231H119V229H118ZM123 231V230H122ZM137 231V230H136ZM153 231V230H152ZM175 231V230H174ZM186 231H188L187 229H186ZM190 231V230H189ZM205 231V230H204ZM223 231V230H222ZM264 231V230H263ZM36 232H34L35 234H36ZM48 232H50V231H48ZM48 232L46 233L47 235H48ZM93 233H94V231H92ZM104 232V231H103ZM112 232V231H111ZM119 232H121V231H119ZM164 232V231H163ZM176 232V231H175ZM197 232V231H196ZM234 232V231H233ZM261 232V231H260ZM98 233V232H97ZM102 233V232H101ZM116 233V232H115ZM129 234L131 233V232H128ZM141 233V232H140ZM151 233V232H150ZM149 233V234H150ZM168 233H170V232H168ZM172 233V232H171ZM187 233V232H186ZM235 233V232H234ZM245 233V232H244ZM45 234V236L47 237V235ZM86 234H88V236L86 235ZM112 234H114V232L112 233ZM178 234V233H177ZM194 234H196V233H194ZM198 234V233H197ZM220 234V233H219ZM218 234V235H219ZM225 234V233H224ZM230 234V233H229ZM37 235H39V234H36V236ZM55 235V234H54ZM146 235V234H145ZM164 235V234H163ZM176 235V234H175ZM174 235V236H175ZM180 235V234H179ZM217 235V236H218ZM43 237H44V234L42 235ZM41 236V237H42ZM49 236V235H48ZM144 236V235H143ZM156 236H158V235H156ZM172 236V235H171ZM193 236V235H192ZM191 236V237H192ZM206 236V235H205ZM221 236V235H220ZM229 236V235H228ZM40 236H38V238H39ZM39 238V239H42V238ZM93 237V236H92ZM133 237V236H132ZM136 237V236H135ZM167 237V236H166ZM170 237V236H169ZM189 237V236H188ZM193 237H195V236H193ZM233 237H235V236H233ZM245 237V236H244ZM74 238V237H73ZM74 238V239H75ZM100 238V237H99ZM121 238V237H120ZM129 238V237H128ZM143 238V237H142ZM157 238V237H156ZM165 238V237H164ZM173 238V237H172ZM200 238V237H199ZM209 238H211V237H209ZM238 238V237H237ZM242 238V237H241ZM260 238V237H259ZM119 239V238H118ZM170 239V238H169ZM179 239V238H178ZM218 239V238H217ZM228 239V238H227ZM245 239V238H244ZM250 239V238H249ZM261 239V238H260ZM100 241H103L102 239H99ZM134 240V239H133ZM138 240V239H137ZM143 240V239H142ZM197 240H198V238H197ZM204 240V239H203ZM211 240V239H210ZM222 240V238L220 239V241ZM237 240V239H236ZM248 240V239H247ZM253 240H254V238H253ZM46 241V240H45ZM44 241V242H45ZM135 241V240H134ZM144 241V240H143ZM194 241V240H193ZM196 241V240H195ZM194 241V242H195ZM206 241V240H205ZM242 241H243V238H242ZM261 241V240H260ZM39 242H40V240H39ZM113 242V241H112ZM120 242H122V241H120ZM129 242V241H128ZM127 242V243H128ZM136 242V241H135ZM177 242V241H176ZM175 241L173 242L174 244L176 243ZM190 242V241H189ZM210 242V241H209ZM215 242V241H214ZM230 242V241H229ZM235 242V241H234ZM239 242V241H238ZM248 242V241H247ZM251 242H253V241H251ZM45 243H47V242H45ZM97 243V242H96ZM137 243V242H136ZM141 243H142V241H141ZM150 243V242H149ZM148 243V244H149ZM171 243V242H170ZM181 243V242H180ZM179 243V244H180ZM184 243H187V242H184ZM184 243H182V244H184ZM196 243V242H195ZM255 243V242H254ZM41 244H43L42 243V241H41ZM40 243H39V245H40V247H41V250H42V258H41V260H40V263L41 264H58L57 262H56V260H51V257H50V254H51V252H48L46 249H47V247H43L42 245H41ZM99 244H102L101 242L99 243ZM99 244H97V245H99ZM103 244H105V242L103 243ZM125 244V243H124ZM190 244V243H189ZM192 244V243H191ZM213 244V243H212ZM227 244V243H226ZM264 244V243H263ZM262 244V245H263ZM45 245V244H44ZM77 245H78V243H77ZM139 245V244H138ZM165 245V244H164ZM163 245V246H164ZM171 245V244H170ZM234 245H236V244H234ZM237 245H238V243H237ZM79 246V245H78ZM106 246V245H105ZM104 246V247H105ZM114 245H111V247H113ZM125 246H127V245H125ZM129 246V245H128ZM135 246H137V245H135ZM189 246V245H188ZM223 246V245H222ZM241 246H243V245H241ZM262 249L264 248V247H262L261 245H259ZM97 247V246H96ZM104 247H102V248H104ZM147 247V246H146ZM151 247V246H150ZM181 247V246H180ZM179 247V248H180ZM186 247V246H185ZM200 247V246H199ZM208 247V246H207ZM213 247V246H212ZM228 247V246H227ZM238 247V246H237ZM246 247V246H245ZM244 247V248H245ZM254 247V246H253ZM256 247V246H255ZM49 248V247H48ZM81 248V247H80ZM80 248H79V251H80ZM98 248H99V246H98ZM108 248V247H107ZM106 248V249H107ZM114 248V247H113ZM122 248H125V247H122ZM133 248V247H132ZM140 248V247H139ZM141 248H142V245H141ZM153 248V247H152ZM156 248H158V247H156ZM178 248V249H179ZM183 248V247H182ZM195 248V247H194ZM251 248V247H250ZM71 249V248H70ZM78 248H76V250H77ZM96 249V248H95ZM114 249H116V248H114ZM130 249V248H129ZM128 249V250H129ZM192 249V248H191ZM204 249V248H203ZM209 249V248H208ZM217 249V248H216ZM226 249V248H225ZM230 249H231V247H230ZM249 249V248H248ZM48 250H50V249H48ZM52 250V249H51ZM97 250V249H96ZM100 250H101V245H100ZM109 250V249H108ZM110 250H111V248H110ZM119 250V249H118ZM118 250H117V252H118ZM147 250H149V249H147ZM151 250V249H150ZM159 250V249H158ZM162 250H164V249H162ZM210 250V249H209ZM222 250V249H221ZM247 250V249H246ZM251 250V249H250ZM264 250V249H263ZM78 251V250H77ZM79 251H78V254L76 255V257H75V260H74V263L73 264H91L92 262H90V260H89V258H88V256H89V254L92 256V258H93V256L96 254H94V255H92V253H88V256L86 257L85 255H83L82 253H81V251H80V253H79ZM106 250H105V248H104V252H105ZM114 251V250H113ZM112 251V252H113ZM116 251V250H115ZM120 251V250H119ZM153 251H155L154 249H153ZM179 251H181V249L179 250ZM201 251V250H200ZM211 251H212V249H211ZM211 251H209V252H211ZM218 251V250H217ZM226 251H227V249H226ZM230 251V250H229ZM258 251H259V248H258ZM258 251H257V253H258ZM53 252V251H52ZM98 252V251H97ZM109 251H107V253H108ZM110 253V254H114L115 255V253L113 252V253ZM121 252V251H120ZM123 252V251H122ZM156 252V251H155ZM160 252V251H159ZM190 252V251H189ZM193 252V251H192ZM198 252V251H197ZM203 252V251H202ZM206 252V250H204V253ZM208 252V253H209ZM247 252H249L248 250H247ZM50 253V254H49ZM84 253V252H83ZM103 253V250H102V252H101V254ZM106 253V254H107ZM126 253V252H125ZM124 253V254H125ZM131 253V252H130ZM151 253V252H150ZM162 253V252H161ZM176 253V252H175ZM178 253V252H177ZM182 253H183V251H182ZM241 253V252H240ZM239 253V254H240ZM243 253V252H242ZM74 254H75V252H74ZM84 254H86V253H84ZM105 254V253H104ZM165 254V253H164ZM180 254V253H179ZM189 254V253H188ZM187 254V255H188ZM195 254V253H194ZM212 254L214 255L215 253H213L212 252ZM211 254V255H212ZM228 254V253H227ZM243 254H245V255H247L246 254V252L245 253H243ZM63 255V254H62ZM66 255V254H65ZM116 255H117V253H116ZM120 255H122V254H120ZM120 255H117V257H119ZM132 255V254H131ZM151 255V254H150ZM171 255V254H170ZM178 255V254H177ZM203 255V254H202ZM206 255H207V257L205 256V254L203 255V256H205L206 257V259H209V256H208V254L206 253ZM210 255V254H209ZM219 255V254H218ZM225 255V254H224ZM258 255V254H257ZM259 255H260V253H259ZM58 256H60V255H58ZM67 256V255H66ZM75 256V255H74ZM96 256H97V254H96ZM123 256V260H124V256L125 255H122ZM134 256V255H133ZM165 256V255H164ZM174 256V255H173ZM220 256V255H219ZM218 256V257H219ZM227 256V255H226ZM236 256V255H235ZM249 256H250V254H249ZM252 256V255H251ZM261 256V255H260ZM98 258H99V256H97ZM96 257V259L98 260V258ZM116 257V258H117ZM136 257L137 256H135V259H136ZM213 257V256H212ZM217 257V256H216ZM224 257V256H223ZM222 257V258H223ZM254 257V256H253ZM258 257V256H257ZM264 257V256H263ZM68 258V257H67ZM121 258V257H120ZM127 258V257H126ZM161 258V257H160ZM163 258V257H162ZM192 258V257H191ZM199 258V257H198ZM245 258H247V257H245ZM254 258H256V257H254ZM56 259H58V258H56ZM74 259V258H73ZM95 259V260H96ZM101 258H99V261H101L100 260ZM105 259V258H104ZM115 259V258H114ZM130 259V258H129ZM132 259V258H131ZM141 259H143V258H141ZM145 259V258H144ZM154 259V258H153ZM181 259V258H180ZM179 259V260H180ZM205 259V260H206ZM212 259V258H211ZM215 258H213L212 260H214ZM217 259V258H216ZM215 259V260H216ZM220 259V258H219ZM224 259V258H223ZM222 259V260H223ZM229 259V258H228ZM231 259V258H230ZM233 259V258H232ZM234 259H236V258H234ZM249 259L251 260V258L249 257ZM248 259V260H249ZM259 259H261L260 257H259ZM122 260V259H121ZM134 260V259H133ZM199 260V259H198ZM203 260V259H202ZM214 260V262L216 263V261ZM244 260V263L246 262L245 261V259H243ZM99 261H97L96 263L98 264V262ZM102 261H103V258H102ZM104 261H106V260H104ZM125 261V260H124ZM129 261V260H128ZM138 261V260H137ZM160 261V260H159ZM229 261H231V260H229ZM233 261V260H232ZM253 261H255V259L253 260ZM257 261V260H256ZM255 261V262H256ZM260 261V260H259ZM94 262V261H93ZM121 261H119V263H120ZM163 262V261H162ZM167 262V261H166ZM176 262V261H175ZM237 262V261H236ZM243 262V261H242ZM250 262V261H249ZM252 262V261H251ZM250 262V263H251ZM68 263V262H67ZM95 263V262H94ZM107 263V262H106ZM105 263V264H106ZM110 263V262H109ZM122 263V262H121ZM127 263V262H126ZM133 263V262H132ZM137 263V262H136ZM139 263V262H138ZM144 263V262H143ZM156 263V262H155ZM158 263V262H157ZM171 263V262H170ZM180 263V262H179ZM184 263V262H183ZM199 263V262H198ZM208 263V262H207ZM211 263V262H210ZM218 263V262H217ZM228 263V262H227ZM257 263H259V262H257ZM263 263V262H262ZM131 264V263H130ZM142 264V263H141ZM186 264V263H185ZM197 264V263H196ZM202 264V263H201Z\"/></svg>", "mask_w": 264, "mask_h": 264}]
</instances>
